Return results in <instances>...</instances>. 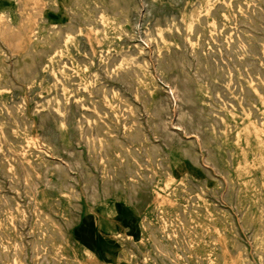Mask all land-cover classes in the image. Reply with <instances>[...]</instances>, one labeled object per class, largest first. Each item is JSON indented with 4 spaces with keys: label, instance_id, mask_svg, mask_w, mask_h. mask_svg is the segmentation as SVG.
Masks as SVG:
<instances>
[{
    "label": "rangeland",
    "instance_id": "rangeland-1",
    "mask_svg": "<svg viewBox=\"0 0 264 264\" xmlns=\"http://www.w3.org/2000/svg\"><path fill=\"white\" fill-rule=\"evenodd\" d=\"M96 1L95 0H92V1L91 0H85V1H83V0H80V1L79 0L78 1L77 0H49V1H47V0H0V29H1L0 30V87H1L0 88V90H1L0 91V138L2 137L0 139V141H1L0 142V159H1L0 160V162H1L0 163V186H1L0 187V192H1L0 193V199H1L0 200V209H1L0 210V247H1L0 251L3 253L2 254L0 252V264H5V263L6 264H16L18 262H19V264H35V263H37V264H139V263L140 264H145V263L146 264H154V263L155 264H258V263L264 264V261H263L264 260V238H262V237H264V227H263L264 226V186H263L264 185V93H263L264 90L262 92V89L264 87V83H263L264 82L263 81L264 80V46H263L264 45V33H262V32H264V26H263L264 25V17H263L264 16V14H263V12H264V0H242V1L241 0L240 1H238V0H230V1L229 0H220V2H219V0H214V1L213 0L212 1L211 0H200V1L199 0L198 1L197 0H182V1L181 0H146V3H145V0H142V1L141 0H134V1L133 0H121V1L120 0H110V2L108 0H98L97 2ZM118 1L121 3H119ZM187 1H189V2H187ZM151 2H152V4H151ZM249 2H251V3H249ZM78 3L80 6L78 5ZM101 3H102V5H101ZM124 3L126 4V6L122 5ZM74 4H76V5H74ZM99 5H101V7ZM129 5H131V6H129ZM174 5H175V7H174ZM217 5H219V6H217ZM242 5H244V6H242ZM71 6H73V7H71ZM105 6H106V9H105ZM114 6H115V8H112ZM118 6L120 8H122V10L119 9ZM186 6H188V7H186ZM192 6H193V9L195 8L194 10L191 8ZM236 6H237V8H236ZM80 7H81V9H80ZM93 7H95V8H93ZM109 7H110V9H109ZM151 7H153V9H152L153 11L151 10ZM207 7H208V9H207ZM243 7L244 8L246 7V8L244 9ZM51 8H52V10H51ZM70 8H71V10H70ZM79 9H80V11H79ZM93 9H96L99 13ZM224 9H225V11H224ZM257 9H258V11H256ZM83 10L84 11L86 10V11L84 12ZM127 10H128V12L126 13ZM35 11H38V13ZM72 11H74V13ZM71 12L73 13L74 16L72 15ZM114 12L116 14H114ZM123 12H124V14H123ZM219 12H221V14ZM250 12L252 14H250ZM88 13H89V15H88ZM132 13H134V14H132ZM150 13H153V14H150ZM210 13H212L214 16H217V17H213V15L210 16L211 15ZM217 13H219V14L216 15ZM94 14H95V16H93ZM143 14H145V15H143ZM222 14H224V15H222ZM230 14H231V16H230ZM260 14H262V15H260ZM227 15L230 16L232 19L229 18ZM235 15L236 16L238 15L237 16L238 18ZM253 15H255L257 17L260 16L263 20H260V22H259V20H257V19H259L260 17L257 18ZM96 16L97 17L99 16V17L97 18ZM159 16L161 19L159 18ZM197 16H198V18H197ZM219 16L222 17V19ZM225 16H226V18H225ZM70 17H71V20H70ZM81 17L83 20L81 19ZM148 17H150V18H148ZM202 17L204 18V20ZM86 18H89V19H86ZM125 18H127V19H125ZM138 18H140V19H138ZM143 18H145V19H143ZM165 18H166V20H165ZM172 18H174V19H172ZM255 18H257V19H255ZM147 19H148V21H147ZM243 19L245 20V22ZM95 20H96V23H95ZM136 20H138L137 21L138 23L136 22ZM173 20H176L175 22H177V23H175ZM202 20H203V22H205L207 20V22L203 23ZM122 21H124V22H122ZM200 21L202 23H199ZM225 21H227L228 23ZM230 21H232L233 24L230 23ZM238 21H241V24H239L240 22H238ZM141 22L142 23L145 22L144 23L145 25L148 22H150V23H148L145 26ZM211 22L214 24L212 25ZM252 22H255V23L253 24ZM5 23H7V24H5ZM173 23L175 26L173 25ZM209 23H211V24H209ZM226 23L228 25L227 27H226ZM202 24H204V25H202ZM243 24H244V29H242ZM8 25L11 28H9ZM64 25H65V27H64ZM176 25L179 27V30H178ZM254 25L257 28L254 27ZM139 26H141V29ZM209 26L212 28H210ZM22 27H23V29H22ZM58 27H60V28H58ZM76 27H78V30ZM160 27H162V29ZM193 27H195V28H193ZM217 27L219 28V30ZM146 28H149V29L147 30ZM174 28H176V30H174ZM207 28H209V29H207ZM229 28H230V30H229ZM236 28H238V30H236ZM260 28H262V29H260ZM122 29L123 30L125 29L124 30L125 33L127 32L126 35L122 31ZM151 29L152 30L154 29V31H151ZM180 29L182 31H180ZM195 29H196L197 33L196 32L194 33ZM241 29H242V31H240ZM259 29H260V31H259ZM53 30L55 31L54 33H52ZM199 30H201L203 32H201ZM208 30H210V31H208ZM224 30H226V31H224ZM254 30L255 31L257 30V31L255 32ZM1 31L3 32V34ZM47 31H50V32H47ZM149 31H151V32H149ZM184 31H186L185 33L188 36L184 33ZM213 31H215L218 35ZM222 31H224V32H222ZM250 31H251V33H250ZM57 33H58V35H57ZM202 33H204V34H202ZM238 33H239V36H238ZM35 34H36V38H35ZM54 34H56V35H54ZM70 34H72V35H70ZM142 34L144 37L142 36ZM162 34L165 36H163ZM221 34H223V35H221ZM232 34H234V35H232ZM127 35H128V37H127ZM150 35H152L151 37L153 40L150 39ZM154 35L156 37L158 36L157 37L158 39L155 38ZM192 35H194V36L192 37ZM196 35H197V37H195ZM201 35H204V36H201ZM100 36H101V38H100ZM175 36H177V37H175ZM184 36H185V38H184ZM200 36H201V38H200ZM205 36H207V37H205ZM221 36H222V38H221ZM234 36H235V38L237 37V39H234ZM146 37H148V38L146 39ZM170 37H173L174 39L171 38L172 40L170 41ZM191 37H192V39H191ZM203 37L205 39L208 38V40L203 39ZM214 37L216 38L217 41L215 40ZM224 37H226V38H224ZM44 38L46 39V41L44 40ZM56 38H58V39H56ZM177 38H179V39H177ZM181 38L184 42L181 41ZM195 38H196L197 44L195 43V40H194ZM231 38H233L234 40H232ZM252 38L255 40L253 41ZM50 39H52V40H50ZM77 39H79V40H77ZM221 39H224V40H221ZM227 39H228V41H227ZM63 40H64V42H63ZM158 40L160 43L158 42ZM236 40H238V41H236ZM251 40L253 42H251ZM219 41H220V43H218ZM233 41L236 42L237 45ZM242 41L243 42L245 41L244 42L245 44L242 43ZM44 42H45V44H43ZM60 42H63V43H60ZM127 42H129V43L127 44ZM199 42L200 43L202 42L201 45ZM246 42H247V44H246ZM54 43H56V44H54ZM223 43H224L225 47H224ZM230 43L232 45H230ZM205 44L207 47L204 46ZM4 45H6V46H4ZM59 45H60V47H59ZM78 45H79V47H78ZM122 45H123V47H122ZM134 45L136 47L139 45L138 46L139 48L138 47L136 48ZM159 45H160V47H159ZM235 45H236V49H235ZM244 45H246L247 47H250L251 45L252 46L250 48H247ZM109 46H111V47H109ZM152 46H153V48L155 47L156 49H152ZM180 46H181V48H180ZM183 46H185L186 48L184 47V49H183ZM197 46H199V47H197ZM211 46H214V47H211ZM242 46H244V48H242ZM18 47H20V48H18ZM53 47H54V49H53ZM142 47L144 48L143 50H142ZM201 47H202V49H200ZM110 48H112V49H110ZM190 48H191V50H190ZM203 48H204V50H203ZM32 49H33V51H32ZM37 49H38L39 53L37 52ZM59 49L63 50V52ZM139 49H140V51H139ZM149 49H150V51H149ZM223 49H224V51H223ZM250 49H252V50L250 51ZM27 50H28V52L32 51V53L29 52L28 53L29 55H28L26 53ZM44 50H45V52H44ZM103 50H105L106 53ZM128 50H130V51H128ZM160 50H161V52H160ZM205 50H207V51H205ZM42 51L44 54L42 53ZM59 51H60V54L58 53ZM72 51L75 53H73ZM81 51L82 52L84 51V52L81 53ZM176 51H179V52L176 53ZM181 51H183V53ZM210 51H211V53H210ZM71 52H72V54H71ZM88 52H89V54H88ZM98 52H99V54H98ZM132 52H133V54H132ZM151 52H154V53H151ZM214 52L215 53L217 52L220 55L219 54L216 55V54H214ZM221 52H222V54H221ZM40 53L42 54V56L40 55ZM50 53H52V54H50ZM162 53H163L164 57H162ZM165 53H167V54H165ZM173 53H174V55H173ZM225 53H227V54L225 55ZM228 53H229V55H228ZM234 53H236V54L234 55ZM237 53L239 55H237ZM30 54H32V56H35V57H30L31 56ZM46 54H48V55H46ZM74 54L76 57L74 56ZM102 54H103V57L106 59L105 61H103L104 58L101 57ZM91 55H93V57ZM120 55H121V57H120ZM149 55L150 56L152 55V57H150ZM183 55H185V56L187 55V56L185 57ZM221 55H223L224 57ZM227 55H228V57H227ZM37 56H38V58H37ZM130 56H132V57L130 58ZM198 56H200V57H198ZM219 56L221 58L220 60H219ZM21 57L22 58L24 57L23 60L20 59ZM91 57H92V59H91ZM155 57H157L158 59ZM184 57H185V59H183ZM208 57H210V58L208 59ZM230 57H231V59L233 57V59L231 60ZM33 58L35 61H33ZM40 58H43V59H40ZM54 58H57V59L53 60ZM163 58H165V59H163ZM177 58H178V61H177ZM195 58L197 60H199V63ZM142 59H144L145 61L143 60V62H141ZM159 59L162 60V62H160ZM170 59L172 61L173 60L176 61L177 63L176 62L173 63ZM206 59H207L208 63L206 62ZM213 59L214 60L216 59V60L214 61ZM222 59H223V61H221ZM237 59H238V61H237ZM16 60L18 62H16ZM41 60H42V62H41ZM66 60H67V62H66ZM87 60H89V62ZM113 60H116L117 62L113 61ZM149 60L151 63L149 62ZM164 60H166V61H164ZM218 60L221 63L219 62L217 64L216 61H218ZM252 60H255V61H252ZM261 60H262V62H261ZM39 61H40V63H39ZM60 61H62V62H60ZM107 61L109 63H111V61H112V63L109 64ZM135 61H137V62H135ZM139 61L141 63H139ZM169 61H170V63H169ZM184 61H185V63H184ZM244 61H247V62L244 63ZM23 62H24V66H23ZM33 62H35V63H33ZM37 62H38V64H37ZM47 62L48 63L50 62V63L48 64ZM186 62H187V64H186ZM196 62H197V64H196ZM58 63H59V65H58ZM81 63H83L84 65ZM117 63H119V64H117ZM149 63L151 64V66ZM160 63H161V65H160ZM194 63H195V66L196 65H198V66L195 67ZM46 64L48 65L49 68L47 67ZM78 64H80V65H78ZM143 64L145 67L143 66ZM158 64H159V66H158ZM168 64H170V65L168 66ZM175 64L177 66H174ZM201 64H203L204 66H200ZM216 64L220 67L221 70L219 69V67H217ZM251 64L253 65L252 67H251ZM35 65L37 68L34 67ZM40 65H41V68H40ZM131 65H133V66H131ZM205 65H206V67H205ZM213 65H215V66H213ZM231 65L232 66L234 65L233 66L234 68ZM25 66H27L28 68H26ZM31 66H33V67H31ZM92 66H93V68H92ZM113 66H115V67H113ZM148 66H150V67H148ZM161 66H162V69H161ZM171 66H172V69L170 68ZM178 66L181 68H179ZM186 66H188V67H186ZM21 67H25V68H21ZM122 67H124V68H122ZM226 67H228V68H226ZM129 68H132V70L131 69L129 70ZM165 68H167V71L165 70ZM168 68H170L173 71H171ZM193 68H194V71H193ZM200 68H202L203 70L201 69L202 70L201 71ZM205 68H207V69H205ZM208 68H209V70H208ZM18 69H20V70H18ZM26 69H29V70H26ZM108 69H109L110 73H108ZM157 69H161V70L157 71ZM216 69H219L220 72L218 73L219 70H216ZM226 69H227V72H226ZM242 69H244V71ZM138 70L142 74L141 75L142 79L140 78L141 76L138 75L140 72L139 73L135 72ZM179 70H180V73H179ZM182 70H184V71H182ZM205 70L207 71L208 74L206 73ZM212 70H213V73L215 72L213 74L214 78L211 74L212 72H210ZM252 70H253V72H252ZM19 71H20V73H19ZM69 71H70V74L68 73ZM126 71H127V74H126ZM147 71L148 72L152 71L153 73L152 72L148 73ZM155 71H156V73H154ZM15 72H17V73H15ZM30 72L33 74L36 73L35 75H37V76L31 74ZM121 72L124 74L120 75ZM89 73H90V75H89ZM115 73H116V76H115ZM129 73H131V74H129ZM197 73H199L200 75H198ZM202 73H203V75H201ZM204 73H206V74H204ZM222 73H225L226 75L225 74L222 75ZM231 73H234V75ZM19 74L21 75V77H19L20 76ZM51 74L53 77L51 76ZM73 74L75 77L72 76ZM132 74H134V76ZM125 75H127L128 77ZM154 75L156 76V78ZM161 75L163 76V78H161L162 77ZM204 75H206V76H204ZM220 75L222 76L221 77L222 79L220 78ZM111 76L113 77V79ZM131 76H133L132 79H130ZM197 76H198V78H197ZM200 76H202V77H200ZM234 76H235V78H234ZM15 77H16V79H15ZM38 77H40V78H38ZM114 77H115V79H114ZM168 77H170V80ZM55 78H57V79H55ZM73 78H74V82L72 81ZM101 78H103L102 81H101ZM123 78L125 81L123 80ZM185 78H186V80H185ZM205 78H206V80H204ZM212 78L215 81H213ZM46 79H47V81H46ZM70 79H71V81H70ZM89 79H90V82H89ZM161 79H162V81H161ZM174 79H175V81H172ZM208 79H209V81H208ZM220 79H221V81H220ZM235 79L237 82H235ZM252 79H254V80H252ZM53 81H54V83H53ZM203 81L206 83L204 84ZM210 81H212V82H210ZM63 82H65V83H63ZM124 82H126V83H124ZM128 82L130 83V85H128ZM132 82L134 85L132 84ZM182 82H186V83H182ZM259 82L261 83V85ZM10 83H12V85H11L12 87L10 86ZM92 83H94V86ZM170 83H172V84H170ZM179 83H181V85ZM209 83H211V84H209ZM126 84L129 87H131L132 89L130 90V88L128 86H126ZM131 84L134 87H132ZM166 84H168V86ZM182 84L183 85L185 84L184 87H188V89L187 88L184 89ZM186 84H187V86H186ZM80 85H81V87H80ZM97 85H99V86L101 85V87H99ZM171 85L173 87H175V90L179 89V91L178 90L175 91ZM210 85H212L214 88H212ZM65 86H67L68 88H66ZM102 86H103V88H102ZM232 86L234 89H232ZM29 87L31 90H29ZM69 87H70V89H69ZM72 87H74V88H72ZM92 87L94 89H92ZM216 87L218 88V91H217ZM229 87L231 90L229 89ZM221 88H223V90ZM238 88H239L240 93H237ZM167 89H169V90H167ZM212 89H214V90L212 91ZM257 89H260L261 92ZM186 90H188L190 92L188 93V91H186ZM215 90H216V92H215ZM220 90H222V91H220ZM232 90H235V91H232ZM33 91H34V93H33ZM113 91L115 93H113ZM38 92H41L42 94L39 93V95H38ZM95 92H96V94H95ZM145 92L147 95L145 94ZM168 92H170V93H168ZM184 92H185V94H183ZM213 92L215 93V95ZM218 92H220V93H218ZM107 93H109V94H107ZM139 93H141V94H139ZM160 93L163 95H161ZM174 93H176V94H174ZM227 93H228V95H227ZM243 93H244V96H243ZM56 94L60 95V96H57ZM110 94H112V95H110ZM120 94H121V96H120ZM137 94H139V95H137ZM143 94H145V95H143ZM222 94H223V96H222ZM236 94H239V95H236ZM96 95H98V96H96ZM173 95H176L177 97L174 96V98H173ZM182 95H184V96H182ZM189 95H190V97H189ZM204 95H205V97H204ZM219 95H221V96H219ZM241 95H242V97H241ZM165 96H167V97L165 98ZM169 96H170V98H169ZM235 96H236V98H235ZM53 97H55V98L53 99ZM77 97H79V98H77ZM175 97H176V99H175ZM219 97H222L225 100H223L222 98H219ZM227 97H228V101L226 100ZM50 98H52V99L50 100ZM104 98H105V100H104ZM178 98H179V100H178ZM185 98H186L187 103L184 100ZM187 98L191 102L188 101ZM8 99H10V101ZM58 99H59V101H58ZM84 99H85V101H84ZM133 99H135V100H133ZM147 99H149V101ZM162 99H163V101H162ZM52 100H53L54 104L51 102ZM54 100H55V102H54ZM141 100H142V102H141ZM180 100H182V101H180ZM243 100H244V102H243ZM7 101H8V103H7ZM68 101H69V103H68ZM90 101H92L93 103ZM230 101H232L234 103H232ZM247 101H249V102H247ZM77 102L78 103L81 102V105L78 104ZM83 102H85L86 104ZM161 102H164V103H161ZM184 102H185V104H184ZM62 103H63V105H62ZM105 103H107L108 105ZM152 103H154V104H152ZM191 103L193 104V106L191 105ZM244 103H245V105H244ZM5 104L7 106H5ZM11 104H13L14 106H12ZM44 104L46 107L44 106ZM167 104H168L169 110H168V107L166 108ZM247 104H248V106H246ZM90 105H91V107H90ZM134 105L138 108L134 107ZM142 105H144L146 107H144ZM10 106L12 109L10 108ZM51 106L56 108V109L52 108ZM59 106L61 108H59ZM71 106L73 107V109ZM76 106L78 109L76 108ZM159 106L161 108H163L164 110L161 109ZM225 106L228 108H226ZM234 106H236V107H234ZM143 107L147 111H145V109H144V112H143ZM156 107H158V108H156ZM177 107H179V108H177ZM229 107L230 108L232 107L231 108L232 110L229 109ZM7 108L10 111L7 110ZM69 108H70V110H69ZM88 108H90V110ZM148 108L150 110H148ZM2 109L4 112L2 111ZM60 109L63 111H60ZM119 109L120 110L122 109V112ZM154 109H156V110L159 109L160 111L161 110L162 111L161 112L157 111V113H156ZM179 109H180V111L181 110L182 111L180 112ZM13 110H15L14 112L16 115L14 114V112H12ZM21 110H23V111H21ZM53 110H56V112ZM133 110H134V112H132ZM136 110L138 112H136ZM252 110H253V112H252L253 114L250 112ZM5 111H6V113H5ZM66 111H68V112H66ZM70 111H72L73 113H71ZM164 111H166L167 113H165ZM60 112H63V113L60 114ZM65 112H66V115H65ZM178 112H180L181 114L179 115ZM17 113H18V115H17ZM50 113H52V114H50ZM80 113L82 115H84L85 117L84 116L82 117V115ZM94 113L96 114V116ZM112 113H114V115ZM5 114H7V115H5ZM53 114H55V115L52 116ZM102 114H104V116ZM105 114L108 116L110 115V116L108 117ZM152 114L156 115L157 118H155L156 116H154ZM239 114H241L242 116ZM47 115H48V118L46 117ZM158 115H160V116L158 117ZM17 116H19V119ZM93 116H95V117H93ZM167 116H168V118H167ZM222 116L224 119H222ZM251 116H253V117H251ZM14 117H17L16 120ZM23 117H25L26 120ZM43 117H44V119H42ZM145 117H147V118H145ZM8 118H10V119H8ZM67 118H69L70 120ZM133 118H135V119H133ZM144 119H146V120H144ZM164 119H165V121H164ZM254 119H255V121H254ZM3 120H4V122H3ZM79 120H80L81 124L78 123ZM169 120H171V121H169ZM213 120H215V121H213ZM16 121H18V122H16ZM85 121H87V122L85 123ZM160 121H162L163 125H165V126H163ZM29 122H31V123H29ZM75 122H76V124H75ZM145 122H147V123L145 124ZM169 122H170V124H168ZM17 123L18 124L20 123L19 127L17 126L18 125ZM21 123H22V125H21ZM77 123H78V125H77ZM157 123H159V124H157ZM122 124H124V125H122ZM151 124H153V125H151ZM96 125H98V126H96ZM113 125H114V128H113ZM136 125L138 126V128ZM140 125L142 127H140ZM154 125H157L158 127L154 126ZM161 125H162V127H161ZM257 125H259V126L261 125V126L259 127ZM7 126H9V127H7ZM66 126H68V127H66ZM116 126L118 129L116 128ZM124 126H126V127H124ZM26 127H27V129H26ZM28 127H29V129H28ZM154 127L155 128L157 127V128L155 129ZM164 127H165V129H163ZM221 127H223V128L221 129ZM13 128H14V130H13ZM18 128L19 129L22 128V130L20 129L18 131ZM142 128H144V129H142ZM209 128H210V130H209ZM214 128H216V129L219 128V129L217 131ZM99 129H100V131H99ZM111 129H113V130H111ZM204 129H205V133H204ZM8 130H10V131H8ZM109 130H110V132H109ZM180 130H181V132H180ZM206 130H208V131H206ZM88 131H90V132L88 133ZM135 131H137V132H135ZM186 131H188V133ZM195 131H196V133H195ZM198 131H200V132L198 133ZM2 132H4V133H2ZM8 133H10V134H8ZM110 133L113 135L111 136ZM133 133H137V134H133ZM200 133H201V136L199 135ZM220 133L222 136L218 135ZM129 134H131V135H129ZM9 135L11 137H9ZM42 135H44V136H42ZM96 135H97V137H96ZM125 135H127V136H125ZM145 135H146V137H145ZM158 135H159V137H158ZM167 135H169V136L167 137ZM69 136H70V138H69ZM116 136H118V137L116 138ZM175 136L177 137L176 139H174ZM197 136H199V137H197ZM39 137H40V139H39ZM43 137H44V139H43ZM72 137H74V138H72ZM128 137H130L132 140ZM172 137H173V139L171 140ZM17 138H19V139H17ZM82 138L83 139L85 138V140H82ZM94 138H95V140H94ZM146 138H147V140H146ZM159 138H161V139H159ZM6 139H7V141H6ZM15 139H16V141H15ZM115 139H118L121 142H119ZM204 139H206V142L204 141ZM11 140H13V141H11ZM21 140H22V142H21ZM47 140H49V141H47ZM89 140H90V142H89ZM2 141H4V143H2ZM17 141H19V142H17ZM109 141L111 142V144ZM116 141L118 143H116ZM165 141H167V142L165 143ZM171 141L174 143H172ZM193 141H194V143H193ZM48 142H50V144ZM107 142H109V143H107ZM178 142L179 143L181 142V143L179 144ZM8 143H10V144H8ZM11 143H12V145H11ZM18 143L21 144L22 146L18 145ZM23 143H24V145H23ZM102 143H103V146L105 145L106 148L102 147ZM138 143H140V144H138ZM141 143H142V145H141ZM213 143H214V145H212ZM13 144H14V146H13ZM106 144L108 145L109 148L107 147ZM117 144H119V145H117ZM151 144L152 145L154 144V145L150 149V146H152ZM189 145H190V147H189ZM196 145H197V147H196ZM5 146H6V148H5ZM202 146H203V148H202ZM114 147H115V149H114ZM156 147H157L156 150L153 149ZM159 147H161V148H159ZM24 148H26V150ZM194 148L195 149L197 148V150H195ZM110 149H112V150H110ZM117 149L118 150L121 149V150H119L120 152ZM143 149H145V150L147 149V151H145ZM148 149H150V150H148ZM158 149L161 151H159ZM182 149H185V150H182ZM13 150H15V152L18 151V153L13 152ZM10 151L12 153H10ZM34 151L36 152V154ZM152 151H155V152L152 153ZM28 152H30V153H28ZM102 152L103 153L105 152V154H103ZM40 153H41V155H40ZM120 153L122 154L121 156H120ZM112 154L113 155L115 154V155L113 156ZM134 154H135V156H134ZM185 154H186V156H185ZM210 154L213 157H211ZM123 155L124 156L126 155L125 156L126 158ZM150 155H151V158H150ZM152 155H154L153 156L154 158L152 157ZM17 156L20 159L17 160L16 159V158H18ZM157 156H158V158H157ZM192 156L195 158H193ZM220 156H222V157H220ZM50 157H52V158H50ZM162 157L164 160L163 159L161 160ZM5 158H8V159H5ZM104 158H105V160H104ZM189 158H190V160H188ZM208 159L212 163H210L208 161ZM79 160H81V161H79ZM96 160H98V161H96ZM197 160H198V163H197ZM7 161H9V162H7ZM109 161L110 162L112 161V162L110 163ZM154 161H156V162H154ZM164 161H166V162H164ZM192 161L195 162L196 165H195V163H192ZM207 161L209 163H207ZM228 161H230V162H228ZM15 162H18V163H15ZM136 162H138V163L136 164ZM153 162L155 163V167L153 165ZM158 162H159V164H157ZM160 163H162L163 167H162V165H160ZM202 163H204V164H202ZM3 164L4 165L7 164V165L2 166ZM16 164L19 165L18 167H20V168H18ZM63 164L66 166H64ZM144 165H145V167H144ZM205 165H206V167H205ZM213 165H214V168H213ZM228 165H230V166H228ZM34 166H35V168H34ZM4 167H6V168H4ZM24 167H27V168L24 169ZM54 167L57 169H54ZM37 168H38V171H37ZM39 168H40V170H39ZM1 169L4 172L1 171ZM67 169H68V171H67ZM167 169H169V170H167ZM23 170L25 172L28 171L27 172L28 174L27 173L25 174V172ZM55 170H57V171H55ZM108 171H110L111 173ZM138 171H139V173H138ZM159 171H160V173H159ZM220 171H221V173H220ZM44 172H46V173L44 174ZM166 173H167V175H166ZM6 174H7V176H6ZM15 174L16 175L18 174L17 177L19 176V178H17ZM23 174H25V175H23ZM43 174H44V176H43ZM143 174H144V176H143ZM205 174H206V176H205ZM207 174H208V176H210L209 178H208ZM26 175H27V177H26ZM135 175H137V176H135ZM150 175H151V178H150ZM22 176H24L23 179H22ZM101 176H102V178H101ZM145 176L147 177V179H145L146 178ZM223 176H225V177H223ZM66 177H68V178H66ZM152 177L154 178V180ZM10 178L12 181L10 180ZM12 178L17 182H15ZM210 178H212V179H210ZM46 179H48V182ZM151 179L153 180V182ZM213 179H215V180H213ZM143 180H144V182H143ZM205 180H206V182H205ZM31 181H33L34 183H32ZM217 181H219V182H217ZM222 181H224V182H222ZM227 182L229 183V185ZM135 183H137V184H135ZM195 183L197 184V186ZM220 183H222V185ZM12 184H13V186H12ZM27 184H28V186H27ZM10 185L12 186V188L10 187ZM23 185H25L26 187ZM30 185H32V186H30ZM46 185H47V187H46ZM145 185H146V188L144 187ZM100 187H101V191H100ZM184 187H186V188H184ZM13 188H15V189L12 192ZM29 189H30V191H29ZM197 189H198V191H197ZM231 189H233V190H231ZM15 190L19 191L21 194ZM71 190H72V192H69ZM27 191L30 192V195H29V192H27ZM73 191L75 193H73ZM90 191H92V193ZM234 191H235V193H234ZM93 192H94V194H93ZM217 193H219V194H217ZM239 193H241L242 197ZM24 194H26V195H24ZM76 195H78V196H76ZM133 195H134V197H133ZM252 195H253V197H252ZM5 196H7V197H5ZM20 196H21V198H19ZM193 196H195V197H193ZM236 197L238 200L236 199ZM29 198L31 201L29 200ZM10 200H12V201H10ZM184 200H187V202ZM16 201H17V203H15ZM168 201H169V204H168ZM6 202H8L7 203L8 205L6 204ZM4 203H5L4 206L7 205L6 207H4L2 205ZM239 203H240V205H239ZM212 204H213L214 208L211 207ZM236 204H238V205H236ZM166 205H168V206H166ZM244 206H245V208H244ZM211 208H213V210ZM219 208H222V209L220 210ZM10 211H12V212H10ZM35 211H37V212H35ZM158 211H159V213H158ZM23 214L25 215V217ZM53 214H55V215H53ZM40 215H42V216H40ZM39 216H40V218H39ZM45 217H47V218H45ZM241 218H243V219H241ZM149 220L151 222H149ZM9 221H10V223H8ZM11 221L13 222L12 224H11ZM16 221H18V223ZM10 225H12V226L10 227ZM49 225H51V226H49ZM249 225H252V226H249ZM260 225H263V226H260ZM55 227L58 228L59 230L56 229ZM67 227H68V229H67ZM239 228H240V230H239ZM21 229H22V231H21ZM181 230H183V232ZM249 231H250V233H249ZM235 232L237 235L235 234ZM51 233H53V234H51ZM59 233L61 234L62 237L60 236ZM246 236H248V237H246ZM8 241H9V243H8ZM257 241H258V243H257ZM1 243H3V244H1ZM260 243H263V245ZM253 244H255V245H253ZM40 247L42 248V250ZM104 247H105V250H104ZM108 247H109V249H108ZM136 247H137V249H136ZM12 250H14V251H12ZM261 251H263V252H261ZM108 252H109V254H108ZM257 252H259L260 254H258ZM1 254L4 256H2ZM198 259H202V261L198 260ZM45 260H46V262H45ZM12 261H13V263H12ZM70 261H72V262H70ZM113 262H115V263H113Z\"/></svg>",
    "mask_w": 264,
    "mask_h": 264
},
{
    "label": "bare ground",
    "instance_id": "bare-ground-1",
    "mask_svg": "<svg viewBox=\"0 0 264 264\" xmlns=\"http://www.w3.org/2000/svg\"><path fill=\"white\" fill-rule=\"evenodd\" d=\"M47 1H49V0H47ZM77 1H78V0H77ZM79 1H80V0H79ZM83 1H85V0H83ZM91 1H92V0H91ZM95 1H96V0H95ZM97 1H98V0H97ZM97 1H96V2H97ZM108 1L110 2V0H108ZM120 1H121V0H120ZM133 1H134V0H133ZM133 1H132V2H133ZM141 1H142V0H141ZM181 1H182V0H181ZM197 1H198V0H197ZM199 1H200V0H199ZM211 1H212V0H211ZM213 1H214V0H213ZM229 1H230V0H229ZM238 1H240V0H238ZM241 1H242V0H241ZM55 2H56V1H55ZM75 2H76V1H75ZM81 2H82V1H81ZM87 2H88V1H87ZM87 2H86V3H87ZM104 2H105V1H104ZM111 2H112V1H111ZM116 2H117V1H116ZM118 2H119V1H118ZM143 2H144V1H143ZM149 2H150V1H149ZM149 2H148V3H149ZM172 2H173V1H172ZM187 2H189V1H187ZM195 2H196V1H195ZM209 2H210V1H209ZM219 2H220V0H219ZM225 2H226V1H225ZM32 3H33V2H32ZM76 3H77V2H76ZM82 3H83V2H82ZM113 3H114V2H113ZM119 3H121V2H119ZM126 3H127V2H126ZM138 3H139V2H138ZM141 3H142V2H141ZM141 3H140V4H141ZM145 3H146V0H145ZM183 3H184V2H183ZM183 3H182V4H183ZM185 3H186V2H185ZM241 3H242V2H241ZM249 3H251V2H249ZM91 4H92V3H91ZM91 4H90V5H91ZM127 4H128V3H127ZM131 4H132V3H131ZM151 4H152V2H151ZM170 4H171V3H170ZM179 4H180V3H179ZM200 4H201V3H200ZM216 4H217V3H216ZM220 4H221V3H220ZM253 4H254V3H253ZM50 5H51V4H50ZM74 5H76V4H74ZM78 5H79V3H78ZM87 5H88V4H87ZM90 5H89V6H90ZM95 5H96V4H95ZM95 5H94V6H95ZM101 5H102V3H101ZM101 5H99V6L101 7ZM110 5H111V4H110ZM122 5H125V6H126L125 3L122 4ZM143 5H144V4H143ZM145 5H146V4H145ZM187 5H188V4H187ZM198 5H199V4H198ZM198 5H197V6H198ZM230 5H231V4H230ZM233 5H234V4H233ZM237 5H238V4H237ZM240 5H241V4H240ZM240 5H239V6H240ZM260 5H261V4H260ZM42 6H43V5H42ZM54 6H55V5H54ZM79 6H80V5H79ZM129 6H131V5H129ZM132 6H133V5H132ZM147 6H148V5H147ZM149 6H150V5H149ZM217 6H219V5H217ZM242 6H244V5H242ZM246 6H247V5H246ZM250 6H251V5H250ZM71 7H73V6H71ZM84 7H85V6H84ZM87 7H88V6H87ZM118 7H119V6H118ZM174 7H175V5H174ZM186 7H188V6H186ZM38 8H39V7H38ZM82 8H83V7H82ZM85 8H86V7H85ZM88 8H89V7H88ZM90 8H91V7H90ZM93 8H95V7H93ZM103 8H104V7H103ZM112 8H115V6L112 7ZM127 8H128V7H127ZM136 8H137V7H136ZM191 8L193 9V6H192ZM191 8H190V9H191ZM233 8H234V7H233ZM236 8H237V6H236ZM238 8H239V7H238ZM243 8H244V7H243ZM243 8H242V9H243ZM245 8H246V7H245ZM245 8H244V9H245ZM31 9H32V8H31ZM49 9H50V8H49ZM80 9H81V7H80ZM80 9H79V11H80ZM97 9H98V8H97ZM99 9H100V8H99ZM105 9H106V6H105ZM109 9H110V7H109ZM119 9L122 10V8H120V7H119ZM152 9H153V7H151V10H152ZM185 9H186V8H185ZM194 9H195V8H194ZM194 9H193V10H194ZM198 9H199V8H198ZM198 9H197V10H198ZM207 9H208V7H207ZM207 9H206V10H207ZM212 9H213V8H212ZM215 9H216V8H215ZM234 9H235V8H234ZM258 9H259V8H258ZM258 9H257L256 11H258ZM51 10H52V8H51ZM70 10H71V8H70ZM93 10H96V9H93ZM132 10H133V9H132ZM181 10H182V9H181ZM197 10H196V11H197ZM249 10H250V9H249ZM253 10H254V9H253ZM253 10H252V11H253ZM18 11H19V10H18ZM32 11H33V10H32ZM68 11H69V10H68ZM77 11H78V10H77ZM79 11H78V12H79ZM83 11H84V10H83ZM85 11H86V10H85ZM85 11H84V12H85ZM89 11H90V10H89ZM89 11H88V12H89ZM96 11H97V10H96ZM114 11H115V10H114ZM119 11H120V10H119ZM152 11H153V10H152ZM224 11H225V9H224ZM237 11H238V10H237ZM250 11H251V10H250ZM35 12L38 13V11H35ZM72 12L74 13V11H72ZM72 12H71V13H72ZM93 12H94V11H93ZM97 12H98V11H97ZM104 12H105V11H104ZM127 12H128V10L126 11V13H127ZM130 12H131V11H130ZM190 12H191V11H190ZM210 12H211V11H210ZM241 12H242V11H241ZM244 12H245V11H244ZM244 12H243V13H244ZM32 13H33V12H32ZM73 13H72V15H73ZM95 13H96V12H95ZM98 13H99V12H98ZM137 13H138V12H137ZM141 13H142V12H141ZM143 13H144V12H143ZM145 13H146V12H145ZM179 13H180V12H179ZM187 13H188V12H187ZM213 13H214V12H213ZM219 13L221 14V12H219ZM219 13H217L216 15H218ZM234 13H235V12H234ZM246 13H247V12H246ZM254 13H255V12H254ZM75 14H76V13H75ZM101 14H102V13H101ZM114 14H116V13L114 12ZM119 14H120V13H119ZM121 14H122V13H121ZM123 14H124V12H123ZM132 14H134V13H132ZM150 14H153V13H150ZM189 14H190V13H189ZM210 14H211V15H210ZM210 14H209L210 16L213 15L212 13H210ZM224 14H225V13H224ZM224 14H222V15H224ZM231 14H232V13H231ZM231 14H230V16H231ZM235 14H236V13H235ZM250 14H252V13L250 12ZM263 14H264V12H263ZM32 15H33V14H32ZM88 15H89V13H88ZM110 15H111V14H110ZM125 15H126V14H125ZM130 15H131V14H130ZM140 15H141V14H140ZM140 15H139V16H140ZM143 15H145V14H143ZM164 15H165V14H164ZM164 15H163V16H164ZM238 15H239V14H238ZM238 15H237V16H238ZM244 15H245V14H244ZM247 15H248V14H247ZM255 15H256V14H255ZM255 15H253V16H255ZM260 15H262V14H260ZM6 16H7V15H6ZM70 16H71V15H70ZM73 16H74V15H73ZM76 16H77V15H76ZM93 16H95V14H94ZM112 16H113V15H112ZM112 16H111V17H112ZM119 16H120V15H119ZM128 16H129V15H128ZM136 16H137V15H136ZM146 16H147V15H146ZM153 16H154V15H153ZM163 16H162V17H163ZM227 16H228V15H227ZM230 16H228V17L231 18ZM235 16H236V15H235ZM237 16H236V17H237ZM240 16H241V15H240ZM7 17H8V16H7ZM7 17H6V18H7ZM77 17H78V16H77ZM88 17H89V16H88ZM96 17H97V16H96ZM98 17H99V16H98ZM98 17H97V18H98ZM141 17H142V16H141ZM144 17H145V16H144ZM150 17H151V16H150ZM150 17H148V18H150ZM178 17H179V16H178ZM180 17H181V16H180ZM213 17H217V16H214V15H213ZM219 17H220V16H219ZM255 17H257V16H255ZM258 17H260V16H258ZM258 17H257V18H258ZM263 17H264V16H263ZM32 18H33V17H32ZM74 18H75V17H74ZM92 18H93V17H92ZM121 18H122V17H121ZM146 18H147V17H146ZM159 18H160V16H159ZM175 18H176V17H175ZM197 18H198V16H197ZM197 18H196V19H197ZM202 18H203V17H202ZM220 18L222 19V17H220ZM223 18H224V17H223ZM225 18H226V16H225ZM237 18H238V17H237ZM257 18H255V19H257ZM81 19H82V17H81ZM86 19H89V18H86ZM125 19H127V18H125ZM135 19H136V18H135ZM138 19H140V18H138ZM143 19H145V18H143ZM160 19H161V18H160ZM172 19H174V18H172ZM231 19H232V18H231ZM234 19H235V18H234ZM241 19H242V18H241ZM241 19H240V20H241ZM70 20H71V17H70ZM82 20H83V19H82ZM97 20H98V19H97ZM165 20H166V18H165ZM183 20H184V19H183ZM203 20H204V18H203ZM203 20H202V22H203ZM223 20H224V19H223ZM243 20H244V19H243ZM257 20H259V22H260V20H263V19L260 17V18L257 19ZM37 21H38V20H37ZM72 21H73V20H72ZM77 21H78V20H77ZM79 21H80V20H79ZM84 21H85V20H84ZM100 21H101V20H100ZM137 21H138V20H136V22H137ZM147 21H148V19H147ZM162 21H163V20H162ZM173 21L175 22L176 20H173ZM178 21H179V20H178ZM184 21H185V20H184ZM211 21H212V20H211ZM214 21H215V20H214ZM217 21H218V20H217ZM234 21H235V20H234ZM236 21H237V20H236ZM255 21H256V20H255ZM42 22H43V21H42ZM81 22H82V21H81ZM93 22H94V21H93ZM122 22H124V21H122ZM128 22H129V21H128ZM131 22H132V21H131ZM134 22H135V21H134ZM145 22H146V21H145ZM145 22H144V23H145ZM166 22H167V21H166ZM171 22H172V21H171ZM202 22L200 21L199 23H202ZM205 22H207V20H206ZM205 22H203V23H205ZM225 22H227V21H225ZM238 22H240L239 24H241V21H238ZM242 22H243V21H242ZM244 22H245V20H244ZM244 22H243V23H244ZM248 22H249V21H248ZM262 22H263V21H262ZM2 23H3V22H2ZM86 23H87V22H86ZM91 23H92V22H91ZM95 23H96V20H95ZM98 23H99V22H98ZM137 23H138V22H137ZM141 23H142V22H141ZM144 23H142V24H144ZM148 23H150V22H148ZM148 23H147V24H148ZM164 23H165V22H164ZM168 23H169V22H168ZM175 23H177V22H175ZM193 23H194V22H193ZM211 23H212V22H211ZM211 23H209V24H211ZM227 23H228V22H227ZM227 23H226V27L228 26ZM230 23L233 24L232 21H230ZM252 23L254 24L255 22H252ZM257 23H258V22H257ZM5 24H7V23H5ZM35 24H36V23H35ZM35 24H34V25H35ZM88 24H89V23H88ZM92 24H93V23H92ZM147 24H146V25H147ZM152 24H153V23H152ZM158 24H159V23H158ZM165 24H166V23H165ZM165 24H164V25H165ZM178 24H179V23H178ZM206 24H207V23H206ZM213 24H214V23H212V25H213ZM220 24H221V23H220ZM232 24H231V25H232ZM236 24H237V23H236ZM95 25H96V24H95ZM133 25H134V24H133ZM140 25H141V24H140ZM144 25H145V24H144ZM146 25H145V26H146ZM159 25H160V24H159ZM168 25H169V24H168ZM173 25H174V23H173ZM200 25H201V24H200ZM202 25H204V24H202ZM218 25H219V24H218ZM218 25H217V26H218ZM258 25H259V24H258ZM261 25H262V24H261ZM15 26H16V25H15ZM67 26H68V25H67ZM89 26H90V25H89ZM130 26H131V25H130ZM165 26H166V25H165ZM165 26H164V27H165ZM174 26H175V25H174ZM176 26H177V25H176ZM194 26H195V25H194ZM197 26H198V25H197ZM263 26H264V25H263ZM8 27H9V25H8ZM13 27H14V26H13ZM64 27H65V25H64ZM100 27H101V26H100ZM102 27H103V26H102ZM139 27H140V29H141V26H139ZM142 27H143V26H142ZM153 27H154V26H153ZM158 27H159V26H158ZM167 27H168V26H167ZM195 27H196V26H195ZM195 27H193V28H195ZM204 27H205V26H204ZM209 27H210V26H209ZM220 27H221V26H220ZM254 27H256V26L254 25ZM259 27H260V26H259ZM261 27H262V26H261ZM9 28H11V27H9ZM58 28H60V27H58ZM76 28H77V30H78V27H76ZM89 28H90V27H89ZM132 28H133V27H132ZM151 28H152V27H151ZM160 28L162 29V27H160ZM168 28H169V27H168ZM172 28H173V27H172ZM177 28H178V30H179V27H178V26H177ZM181 28H182V27H181ZM196 28H197V27H196ZM201 28H202V27H201ZM210 28H212V27H210ZM215 28H216V27H215ZM217 28H218V27H217ZM240 28H241V27H240ZM247 28H248V27H247ZM247 28H246V29H247ZM250 28H251V27H250ZM250 28H249V29H250ZM256 28H257V27H256ZM22 29H23V27H22ZM48 29H49V28H48ZM50 29H51V28H50ZM97 29H98V28H97ZM136 29H137V28H136ZM143 29H144V28H143ZM146 29L148 30L149 28H146ZM169 29H170V28H169ZM199 29H200V28H199ZM202 29H203V28H202ZM207 29H209V28H207ZM220 29H221V28H220ZM225 29H226V28H225ZM242 29H244V24H243ZM242 29H241L240 31H242ZM260 29H262V28H260ZM260 29H259V31H260ZM0 30H1V29H0ZM16 30H17V29H16ZM51 30H52V29H51ZM58 30H59V29H58ZM60 30H61V29H60ZM94 30H95V29H94ZM100 30H101V29H100ZM124 30H125V29H124ZM124 30L122 29V31L125 33ZM174 30H176V28H174ZM197 30H198V29H197ZM211 30H212V29H211ZM218 30H219V28H218ZM218 30H217V31H218ZM229 30H230V28H229ZM231 30H232V29H231ZM236 30H238V28H236ZM25 31H26V30H25ZM56 31H57V30H56ZM82 31H83V30H82ZM85 31H86V30H85ZM101 31H102V30H101ZM142 31H143V30H142ZM151 31H154V29H153V30L151 29ZM151 31H149V32H151ZM156 31H157V30H156ZM180 31H182V30L180 29ZM199 31H201V30H199ZM208 31H210V30H208ZM224 31H226V30H224ZM224 31H222V32H224ZM245 31H246V30H245ZM245 31H244V32H245ZM254 31H255V30H254ZM256 31H257V30H256ZM256 31H255V32H256ZM262 31H263V30H262ZM1 32H2V31H1ZM4 32H5V31H4ZM32 32H33V31H32ZM47 32H50V31H47ZM54 32H55V31L53 30L52 33H54ZM60 32H61V31H60ZM102 32H103V31H102ZM144 32H145V31H144ZM160 32H161V31H160ZM185 32H186V31H184V33H185ZM195 32H196V29L194 30V33H195ZM201 32H203V31H201ZM206 32H207V31H206ZM213 32H215V31H213ZM252 32H253V31H252ZM15 33H16V32H15ZM18 33H19V32H18ZM63 33H64V32H63ZM178 33H179V32H178ZM196 33H197V32H196ZM215 33H216V32H215ZM225 33H226V32H225ZM225 33H224V34H225ZM231 33H232V32H231ZM233 33H234V32H233ZM236 33H237V32H236ZM250 33H251V31H250ZM262 33H264V32H262ZM2 34H3V32H2ZM8 34H9V33H8ZM48 34H49V33H48ZM66 34H67V33H66ZM73 34H74V33H73ZM126 34H127V32L125 33V35H126ZM133 34H134V33H133ZM148 34H149V33H148ZM150 34H151V33H150ZM168 34H169V33H168ZM170 34H171V33H170ZM176 34H177V33H176ZM179 34H180V33H179ZM185 34H186V33H185ZM185 34H184V35H185ZM200 34H201V33H200ZM202 34H204V33H202ZM216 34H217V33H216ZM229 34H230V33H229ZM234 34H235V33H234ZM234 34H232V35H234ZM243 34H244V33H243ZM247 34H248V33H247ZM19 35H20V34H19ZM23 35H24V34H23ZM54 35H56V34H54ZM57 35H58V33H57ZM70 35H72V34H70ZM125 35H124V36H125ZM135 35H136V34H135ZM138 35H139V34H138ZM140 35H141V34H140ZM162 35H163V34H162ZM180 35H181V34H180ZM186 35H187V34H186ZM194 35H195V34H194ZM194 35H192V37H193ZM205 35H206V34H205ZM217 35H218V34H217ZM221 35H223V34H221ZM227 35H228V34H227ZM236 35H237V34H236ZM244 35H245V34H244ZM262 35H263V34H262ZM11 36H12V35H11ZM46 36H47V35H46ZM142 36H143V34H142ZM151 36H152V35H150V39L153 40ZM154 36H155V35H154ZM163 36H165V35H163ZM168 36H169V35H168ZM172 36H173V35H172ZM187 36H188V35H187ZM201 36H204V35H201ZM201 36H200V38H201ZM214 36H215V35H214ZM224 36H225V35H224ZM238 36H239V33H238ZM4 37H5V36H4ZM65 37H66V36H65ZM127 37H128V35H127ZM127 37H126V38H127ZM129 37H130V36H129ZM132 37H133V36H132ZM143 37H144V36H143ZM157 37H158V36H157ZM157 37L155 36V38H157ZM166 37H167V36H166ZM175 37H177V36H175ZM192 37H191V39H192ZM195 37H197V35H196ZM205 37H207V36H205ZM211 37H212V36H211ZM215 37H216V36H215ZM215 37H214V38H215ZM248 37H249V36H248ZM254 37H255V36H254ZM11 38H12V37H11ZM35 38H36V34H35ZM37 38H38V37H37ZM39 38H40V37H39ZM46 38H47V37H46ZM82 38H83V37H82ZM100 38H101V36H100ZM112 38H113V37H112ZM141 38H142V37H141ZM147 38H148V37H146V39H147ZM171 38H173V37H170V41L172 40ZM184 38H185V36H184ZM200 38H199V39H200ZM221 38H222V36H221ZM224 38H226V37H224ZM239 38H240V37H239ZM33 39H34V38H33ZM47 39H48V38H47ZM56 39H58V38H56ZM60 39H61V38H60ZM98 39H99V38H98ZM134 39H135V38H134ZM146 39H145V40H146ZM157 39H158V38H157ZM164 39H165V38H164ZM168 39H169V38H168ZM173 39H174V38H173ZM177 39H179V38H177ZM187 39H188V38H187ZM203 39H205V38L203 37ZM231 39L234 40V39H237V37L235 38V36H234V39H233V38H231ZM247 39H248V38H247ZM252 39H253V38H252ZM41 40H42V39H41ZM44 40L46 41L45 38H44ZM44 40H43V41H44ZM50 40H52V39H50ZM77 40H79V39H77ZM81 40H82V39H81ZM99 40H100V39H99ZM127 40H128V39H127ZM137 40H138V39H137ZM145 40H144V41H145ZM166 40H167V39H166ZM194 40H195V43H196V38H195ZM205 40H208V38H206ZM211 40H212V39H211ZM215 40H216V38H215ZM221 40H224V39H221ZM225 40H226V39H225ZM254 40H255V39H253V41H254ZM5 41H6V40H5ZM39 41H40V40H39ZM141 41H142V40H141ZM149 41H150V40H149ZM154 41H155V40H154ZM181 41H183L182 38H181ZM186 41H187V40H186ZM191 41H192V40H191ZM216 41H217V40H216ZM227 41H228V39H227ZM229 41H230V40H229ZM236 41H238V40H236ZM239 41H240V40H239ZM249 41H250V40H249ZM253 41L251 40V42H253ZM36 42H37V41H36ZM49 42H50V41H49ZM55 42H56V41H55ZM63 42H64V40H63ZM63 42H60V43H63ZM125 42H126V41H125ZM146 42H147V41H146ZM151 42H152V41H151ZM158 42H159V40H158ZM158 42H157V43H158ZM179 42H180V41H179ZM183 42H184V41H183ZM183 42H182V43H183ZM187 42H188V41H187ZM189 42H190V41H189ZM202 42H203V41H202ZM202 42H201V43H202ZM206 42H207V41H206ZM208 42H209V41H208ZM212 42H213V41H212ZM212 42H211V43H212ZM222 42H223V41H222ZM230 42H231V41H230ZM233 42H234V41H233ZM244 42H245V41H244ZM244 42L242 41V43H244ZM255 42H256V41H255ZM262 42H263V41H262ZM22 43H23V42H22ZM40 43H41V42H40ZM51 43H52V42H51ZM128 43H129V42H127V44H128ZM143 43H144V42H143ZM154 43H155V42H154ZM159 43H160V42H159ZM159 43H158V44H159ZM172 43H173V42H172ZM191 43H192V42H191ZM199 43H200V42H199ZM201 43H200V45H201ZM211 43H210V44H211ZM218 43H220V41H219ZM234 43H236V42H234ZM248 43H249V42H248ZM7 44H8V43H7ZM32 44H33V43H32ZM41 44H42V43H41ZM43 44H45V42H44ZM52 44H53V43H52ZM54 44H56V43H54ZM79 44H80V43H79ZM114 44H115V43H114ZM140 44H141V43H140ZM145 44H146V43H145ZM148 44H149V43H148ZM162 44H163V43H162ZM177 44H178V43H177ZM184 44H185V43H184ZM196 44H197V43H196ZM212 44H213V43H212ZM215 44H216V43H215ZM221 44H222V43H221ZM244 44H245V43H244ZM246 44H247V42H246ZM261 44H262V43H261ZM261 44H260V45H261ZM48 45H49V44H48ZM62 45H63V44H62ZM62 45H61V46H62ZM70 45H71V44H70ZM150 45H151V44H150ZM152 45H153V44H152ZM208 45H209V44H208ZM219 45H220V44H219ZM223 45H224V43H223ZM226 45H227V44H226ZM230 45H232V44L230 43ZM236 45H237V43H236ZM236 45H235V49H236ZM248 45H249V44H248ZM4 46H6V45H4ZM17 46H18V45H17ZM17 46H16V47H17ZM81 46H82V45H81ZM134 46H135V45H134ZM138 46H139V45H138ZM138 46H137V47H138ZM141 46H142V45H141ZM154 46H155V45H154ZM177 46H178V45H177ZM204 46H206V44H205ZM244 46H246V45H244ZM244 46H242V48H244ZM251 46H252V45H251ZM251 46H250V47H251ZM263 46H264V45H263ZM12 47H13V46H12ZM31 47H32V46H31ZM48 47H49V46H48ZM50 47H51V46H50ZM59 47H60V45H59ZM78 47H79V45H78ZM109 47H111V46H109ZM122 47H123V45H122ZM135 47H136V46H135ZM137 47H136V48H137ZM143 47H144V46H143ZM143 47H142V50L144 49ZM159 47H160V45H159ZM178 47H179V46H178ZM184 47H185V46H183V49H184ZM189 47H190V46H189ZM197 47H199V46H197ZM202 47H203V46H202ZM202 47H201L200 49H202ZM206 47H207V46H206ZM211 47H214V46H211ZM224 47H225V45H224ZM230 47H231V46H230ZM246 47H247V46H246ZM250 47H247V48H250ZM18 48H20V47H18ZM82 48H83V47H82ZM138 48H139V47H138ZM140 48H141V47H140ZM180 48H181V46H180ZM185 48H186V47H185ZM209 48H210V47H209ZM215 48H216V47H215ZM215 48H214V49H215ZM233 48H234V47H233ZM240 48H241V47H240ZM47 49H48V48H47ZM53 49H54V47H53ZM53 49H52V50H53ZM88 49H89V48H88ZM110 49H112V48H110ZM152 49H156V48H155V47L153 48V46H152ZM174 49H175V48H174ZM196 49H197V48H196ZM196 49H195V50H196ZM200 49H199V50H200ZM205 49H206V48H205ZM214 49H213V50H214ZM217 49H218V48H217ZM221 49H222V48H221ZM7 50H8V49H7ZM18 50H19V49H18ZM42 50H43V49H42ZM48 50H49V49H48ZM50 50H51V49H50ZM59 50H61V49H59ZM79 50H80V49H79ZM123 50H124V49H123ZM137 50H138V49H137ZM142 50H141V51H142ZM190 50H191V48H190ZM195 50H194V51H195ZM203 50H204V48H203ZM209 50H210V49H209ZM211 50H212V49H211ZM215 50H216V49H215ZM243 50H244V49H243ZM247 50H248V49H247ZM251 50H252V49H250V51H251ZM257 50H258V49H257ZM12 51H13V50H12ZM16 51H17V50H16ZM32 51H33V49H32ZM32 51H29V52L32 53ZM61 51L63 52V50H61ZM103 51L105 52V50H103ZM128 51H130V50H128ZM131 51H132V50H131ZM135 51H136V50H135ZM139 51H140V49H139ZM139 51H138V52H139ZM149 51H150V49H149ZM157 51H158V50H157ZM162 51H163V50H162ZM165 51H166V50H165ZM171 51H172V50H171ZM174 51H175V50H174ZM183 51H184V50H183ZM183 51H181V52L183 53ZM186 51H187V50H186ZM205 51H207V50H205ZM219 51H220V50H219ZM223 51H224V49H223ZM231 51H232V50H231ZM231 51H230V52H231ZM244 51H245V50H244ZM250 51H249V52H250ZM29 52H28V50H27L26 53L28 54ZM37 52H38V49H37ZM44 52H45V50H44ZM50 52H51V51H50ZM72 52H73V51H72ZM72 52H71V54H72ZM83 52H84V51H83ZM83 52L81 51V53H83ZM144 52H145V51H144ZM155 52H156V51H155ZM158 52H159V51H158ZM160 52H161V50H160ZM167 52H168V51H167ZM177 52H179V51H176V53H177ZM201 52H202V51H201ZM201 52H200V53H201ZM217 52H218V51H217ZM217 52H216V53L214 52V54H216V55L219 54V53H217ZM239 52H240V51H239ZM241 52H242V51H241ZM252 52H253V51H252ZM256 52H257V51H256ZM38 53H39V52H38ZM42 53H43V51H42ZM48 53H49V52H48ZM53 53H54V52H53ZM58 53L60 54V51H59ZM73 53H75V52H73ZM105 53H106V52H105ZM120 53H121V52H120ZM123 53H124V52H123ZM136 53H137V52H136ZM136 53H135V54H136ZM145 53H146V52H145ZM145 53H144V54H145ZM151 53H154V52H151ZM168 53H169V52H168ZM174 53H175V52H174ZM174 53H173V55H174ZM185 53H186V52H185ZM193 53H194V52H193ZM196 53H197V52H196ZM206 53H207V52H206ZM210 53H211V51H210ZM210 53H209V54H210ZM232 53H233V52H232ZM35 54H36V53H35ZM43 54H44V53H43ZM50 54H52V53H50ZM50 54H49V55H50ZM88 54H89V52H88ZM98 54H99V52H98ZM100 54H101V53H100ZM124 54H125V53H124ZM127 54H128V53H127ZM132 54H133V52H132ZM138 54H139V53H138ZM146 54H147V53H146ZM158 54H159V53H158ZM165 54H167V53H165ZM178 54H179V53H178ZM197 54H198V53H197ZM201 54H202V53H201ZM207 54H208V53H207ZM221 54H222V52H221ZM226 54H227V53H225V55H226ZM235 54H236V53H234V55H235ZM242 54H243V53H242ZM245 54H246V53H245ZM253 54H254V53H253ZM255 54H256V53H255ZM257 54H258V53H257ZM13 55H14V54H13ZM28 55H29V54H28ZM30 55H31L30 57H35V56H32V54H30ZM40 55L42 56L41 53H40ZM46 55H48V54H46ZM53 55H54V54H53ZM85 55H86V54H85ZM128 55H129V54H128ZM152 55H153V54H152ZM152 55H151V56L149 55V56L152 57ZM156 55H157V54H156ZM160 55H161V54H160ZM170 55H171V54H170ZM191 55H192V54H191ZM193 55H194V54H193ZM219 55H220V54H219ZM228 55H229V53H228ZM228 55H227V57H228ZM237 55H239V54L237 53ZM247 55H248V54H247ZM259 55H260V54H259ZM5 56H6V55H5ZM5 56H4V57H5ZM74 56H75V54H74ZM88 56H89V55H88ZM91 56L93 57V55H91ZM115 56H116V55H115ZM177 56H178V55H177ZM183 56H185V55H183ZM186 56H187V55H186ZM186 56H185V57H186ZM194 56H195V55H194ZM206 56H207V55H206ZM221 56H223V55H221ZM250 56H251V55H250ZM255 56H256V55H255ZM7 57H8V56H7ZM16 57H17V56H16ZM16 57H15V58H16ZM26 57H27V56H26ZM46 57H47V56H46ZM75 57H76V56H75ZM81 57H82V56H81ZM92 57H91V59H92ZM101 57H103V54H102ZM120 57H121V55H120ZM128 57H129V56H128ZM128 57H127V58H128ZM131 57H132V56H130V58H131ZM162 57H164L163 53H162ZM185 57H184L183 59H185ZM198 57H200V56H198ZM203 57H204V56H203ZM210 57H211V56H210ZM210 57H208V59H209ZM212 57H213V56H212ZM223 57H224V56H223ZM223 57H222V58H223ZM227 57H226V58H227ZM233 57H234V56H233ZM233 57H232V59H233ZM241 57H242V56H241ZM246 57H247V56H246ZM246 57H245V58H246ZM248 57H249V56H248ZM23 58H24V57H23ZM23 58L21 57L20 59L23 60ZM37 58H38V56H37ZM58 58H59V57H58ZM77 58H78V57H77ZM83 58H84V57H83ZM103 58H104V57H103ZM118 58H119V57H118ZM141 58H142V57H141ZM147 58H148V57H147ZM155 58H157V57H155ZM175 58H176V57H175ZM206 58H207V57H206ZM237 58H238V57H237ZM245 58H244V59H245ZM250 58H251V57H250ZM13 59H14V58H13ZM29 59H30V58H29ZM40 59H43V58H40ZM55 59H57V58H54L53 60H55ZM74 59H75V58H74ZM110 59H111V58H110ZM110 59H109V60H110ZM112 59H113V58H112ZM157 59H158V58H157ZM163 59H165V58H163ZM166 59H167V58H166ZM195 59H196V58H195ZM199 59H200V58H199ZM220 59H221V58H220V56H219V60H220ZM230 59H231V57H230ZM230 59H229V60H230ZM232 59H231V60H232ZM255 59H256V58H255ZM262 59H263V58H262ZM6 60H7V59H6ZM21 60H20V61H21ZM77 60H78V59H77ZM101 60H102V59H101ZM105 60H106V59L104 58L103 61H105ZM136 60H137V59H136ZM138 60H139V59H138ZM143 60H144V59H142L141 62H143ZM150 60H151V59H150ZM150 60H149V62H150ZM159 60H160V59H159ZM167 60H168V59H167ZM170 60H171V59H170ZM175 60H176V59H175ZM179 60H180V59H179ZM196 60H197V59H196ZM200 60H201V59H200ZM211 60H212V59H211ZM213 60H214V59H213ZM215 60H216V59H215ZM215 60H214V61H215ZM219 60L216 61L217 64L220 62ZM242 60H243V59H242ZM256 60H257V59H256ZM31 61H32V60H31ZM33 61H35L34 58H33ZM62 61H63V60H62ZM62 61H60V62H62ZM87 61L89 62V60H87ZM90 61H91V60H90ZM113 61H116V60H113ZM144 61H145V60H144ZM157 61H158V60H157ZM164 61H166V60H164ZM171 61H172V60H171ZM177 61H178V58H177ZM185 61H186V60H185ZM185 61H184V63H185ZM197 61H198V63H199V60H197ZM221 61H223V59H222ZM225 61H226V60H225ZM227 61H228V60H227ZM237 61H238V59H237ZM252 61H255V60H252ZM252 61H251V62H252ZM16 62H18V61L16 60ZM41 62H42V60H41ZM64 62H65V61H64ZM66 62H67V60H66ZM84 62H85V61H84ZM107 62H108V61H107ZM116 62H117V61H116ZM116 62H115V63H116ZM119 62H120V61H119ZM135 62H137V61H135ZM141 62L139 61V63H141ZM146 62H147V61H146ZM152 62H153V61H152ZM160 62H162V60H160ZM172 62L174 63V62H176V61L173 60ZM172 62H171V63H172ZM187 62H188V61H187ZM187 62H186V64H187ZM200 62H201V61H200ZM206 62H207V59H206ZM210 62H211V61H210ZM232 62H233V61H232ZM246 62H247V61H244V63H246ZM261 62H262V60H261ZM31 63H32V62H31ZM33 63H35V62H33ZM39 63H40V61H39ZM45 63H46V62H45ZM47 63H48V62H47ZM49 63H50V62H49ZM49 63H48V64H49ZM55 63H56V62H55ZM108 63H109V62H108ZM111 63H112V61H111ZM111 63H109V64H111ZM150 63H151V62H150ZM150 63H149V64H150ZM155 63H156V62H155ZM155 63H154V64H155ZM157 63H158V62H157ZM163 63H164V62H163ZM166 63H167V62H166ZM169 63H170V61H169ZM173 63H172V64H173ZM176 63H177V62H176ZM189 63H190V62H189ZM207 63H208V62H207ZM213 63H214V62H213ZM220 63H221V62H220ZM254 63H255V62H254ZM27 64H28V63H27ZM37 64H38V62H37ZM43 64H44V63H43ZM61 64H62V63H61ZM81 64H83V63H81ZM85 64H86V63H85ZM88 64H89V63H88ZM94 64H95V63H94ZM96 64H97V63H96ZM99 64H100V63H99ZM109 64H108V65H109ZM117 64H119V63H117ZM164 64H165V63H164ZM178 64H179V63H178ZM196 64H197V62H196ZM203 64H204V63H203ZM203 64H201L200 66H204ZM217 64H216V65H217ZM227 64H228V63H227ZM230 64H231V63H230ZM249 64H250V63H249ZM258 64H259V63H258ZM9 65H10V64H9ZM30 65H31V64H30ZM30 65H29V66H30ZM46 65H47V64H46ZM58 65H59V63H58ZM58 65H57V66H58ZM67 65H68V64H67ZM78 65H80V64H78ZM83 65H84V64H83ZM83 65H82V66H83ZM112 65H113V64H112ZM140 65H141V64H140ZM155 65H156V64H155ZM160 65H161V63H160ZM169 65H170V64H168V66H169ZM219 65H220V64H219ZM240 65H241V64H240ZM244 65H245V64H244ZM259 65H260V64H259ZM17 66H18V65H17ZM23 66H24V62H23ZM49 66H50V65H49ZM60 66H61V65H60ZM60 66H59V67H60ZM102 66H103V65H102ZM116 66H117V65H116ZM123 66H124V65H123ZM131 66H133V65H131ZM143 66H144V64H143ZM150 66H151V64H150ZM150 66H148V67H150ZM158 66H159V64H158ZM158 66H157V67H158ZM162 66H163V65H162ZM162 66H161V69H162ZM174 66H177V65L175 64ZM181 66H182V65H181ZM190 66H191V65H190ZM194 66H195V63H194ZM196 66H198V65H196ZM196 66H195V67H196ZM207 66H208V65H207ZM213 66H215V65H213ZM213 66H212V67H213ZM231 66H232V65H231ZM233 66H234V65H233ZM233 66H232V67H233ZM235 66H236V65H235ZM252 66H253V65L251 64V67H252ZM254 66H255V65H254ZM25 67L28 68L27 66H25ZM25 67H21V68H25ZM31 67H33V66H31ZM34 67H36V65H35ZM42 67H43V66H42ZM47 67H48V65H47ZM67 67H68V66H67ZM113 67H115V66H113ZM113 67H112V68H113ZM125 67H126V66H125ZM144 67H145V66H144ZM155 67H156V66H155ZM164 67H165V66H164ZM178 67H179V66H178ZM186 67H188V66H186ZM205 67H206V65H205ZM217 67H219V66L217 65ZM223 67H224V66H223ZM232 67H231V68H232ZM255 67H256V66H255ZM2 68H3V67H2ZM36 68H37V67H36ZM40 68H41V65H40ZM48 68H49V67H48ZM92 68H93V66H92ZM122 68H124V67H122ZM170 68L172 69V66H171ZM170 68H168V69H170ZM179 68H181V67H179ZM197 68H198V67H197ZM213 68H214V67H213ZM226 68H228V67H226ZM233 68H234V67H233ZM242 68H243V67H242ZM260 68H261V67H260ZM3 69H4V68H3ZM30 69H31V68H30ZM32 69H33V68H32ZM59 69H60V68H59ZM61 69H62V68H61ZM63 69H64V68H63ZM70 69H71V68H70ZM90 69H91V68H90ZM109 69H110V68H109ZM109 69H108V73H110ZM114 69H115V68H114ZM130 69L132 70V68H129V70H130ZM154 69H155V68H154ZM161 69H157V71H158V70H161ZM171 69H170V70H171ZM173 69H174V68H173ZM183 69H184V68H183ZM198 69H199V68H198ZM201 69H202V68H200V70H201ZM205 69H207V68H205ZM219 69H220V67H219ZM219 69H216V70H219ZM251 69H252V68H251ZM8 70H9V69H8ZM18 70H20V69H18ZM22 70H23V69H22ZM22 70H21V71H22ZM26 70H29V69H26ZM64 70H65V69H64ZM98 70H99V69H98ZM98 70H97V71H98ZM125 70H126V69H125ZM133 70H134V69H133ZM135 70H136V69H135ZM165 70L167 71V68H165ZM176 70H177V69H176ZM202 70H203V69H202ZM202 70H201V71H202ZM208 70H209V68H208ZM213 70H214V69H213ZM213 70L210 71V72H212L211 74H212V76H213V78H214V75H213V74H214L215 72L213 73ZM216 70H215V71H216ZM220 70H221V69H220ZM220 70L218 71V73L220 72ZM231 70H232V69H231ZM240 70H241V69H240ZM242 70L244 71V69H242ZM247 70H248V69H247ZM119 71H120V70H119ZM171 71H173V70H171ZM182 71H184V70H182ZM193 71H194V68H193ZM205 71H206V70H205ZM222 71H223V70H222ZM103 72H104V71H103ZM130 72H131V71H130ZM135 72L139 73L140 71L138 70V71H135ZM147 72H148V71H147ZM151 72H152V71H151ZM151 72H148V73H151ZM162 72H163V71H162ZM198 72H199V71H198ZM223 72H224V71H223ZM226 72H227V69H226ZM226 72H225V73H226ZM233 72H234V71H233ZM250 72H251V71H250ZM252 72H253V70H252ZM5 73H6V72H5ZM15 73H17V72H15ZM19 73H20V71H19ZM30 73H31V72H30ZM34 73H35V72H34ZM48 73H49V72H48ZM68 73L70 74V71H69ZM90 73H91V72H90ZM90 73H89V75H90ZM104 73H105V72H104ZM152 73H153V72H152ZM154 73H156V71H155ZM171 73H172V72H171ZM176 73H177V72H176ZM179 73H180V70H179ZM206 73H207V71H206ZM206 73H204V74H206ZM225 73H222V75L225 74ZM6 74H7V73H6ZM24 74H25V73H24ZM26 74H27V73H26ZM31 74H33V73H31ZM35 74H36V73H35ZM35 74H33V75H35ZM92 74H93V73H92ZM92 74H91V75H92ZM102 74H103V73H102ZM106 74H107V73H106ZM123 74H124V73L121 72L120 75H123ZM126 74H127V71H126ZM129 74H131V73H129ZM163 74H164V73H163ZM163 74H162V75H163ZM168 74H169V73H168ZM197 74L200 75L199 73H197ZM207 74H208V73H207ZM220 74H221V73H220ZM231 74L234 75V73H231ZM12 75H13V74H12ZM19 75H20V74H19ZM22 75H23V74H22ZM28 75H29V74H28ZM59 75H60V74H59ZM113 75H114V74H113ZM132 75L134 76V74H132ZM138 75L141 76V75H142L141 72H140ZM152 75H153V74H152ZM162 75H161V76H162ZM166 75H167V74H166ZM166 75H165V76H166ZM170 75H171V74H170ZM177 75H178V74H177ZM183 75H184V74H183ZM186 75H187V74H186ZM186 75H185V76H186ZM201 75H203V73H202ZM209 75H210V74H209ZM215 75H216V74H215ZM225 75H226V74H225ZM228 75H229V74H228ZM248 75H249V74H248ZM250 75H251V74H250ZM7 76H8V75H7ZM26 76H27V75H26ZM35 76H37V75H35ZM38 76H39V75H38ZM46 76H47V75H46ZM51 76H52V74H51ZM72 76H74V74H73ZM92 76H93V75H92ZM109 76H110V75H109ZM115 76H116V73H115ZM125 76H127V75H125ZM125 76H124V77H125ZM129 76H130V75H129ZM133 76H131L130 79H132ZM140 76H139V77H140ZM154 76H155V75H154ZM154 76H153V77H154ZM185 76H184V77H185ZM204 76H206V75H204ZM204 76H203V77H204ZM251 76H252V75H251ZM255 76H256V75H255ZM19 77H21V75H20ZM44 77H45V76H44ZM52 77H53V76H52ZM59 77H60V76H59ZM63 77H64V76H63ZM63 77H62V78H63ZM74 77H75V76H74ZM89 77H90V76H89ZM107 77H108V76H107ZM107 77H106V78H107ZM111 77H112V76H111ZM127 77H128V76H127ZM127 77H126V78H127ZM139 77H138V78H139ZM186 77H187V76H186ZM200 77H202V76H200ZM200 77H199V78H200ZM221 77H222V76L220 75V78H221ZM229 77H230V76H229ZM236 77H237V76H236ZM11 78H12V77H11ZM13 78H14V77H13ZM31 78H32V77H31ZM38 78H40V77H38ZM77 78H78V77H77ZM77 78H76V79H77ZM93 78H94V77H93ZM104 78H105V77H104ZM140 78L142 79V76H141ZM155 78H156V76H155ZM158 78H159V77H158ZM161 78H163V76H162ZM168 78H169V80H170V77H168ZM197 78H198V76H197ZM197 78H196V79H197ZM207 78H208V77H207ZM213 78H212V80H213ZM234 78H235V76H234ZM239 78H240V77H239ZM251 78H252V77H251ZM15 79H16V77H15ZM17 79H18V78H17ZM49 79H50V78H49ZM55 79H57V78H55ZM90 79H91V78H90ZM90 79H89V82H90ZM102 79H103V78H101V81H102ZM110 79H111V78H110ZM112 79H113V77H112ZM114 79H115V77H114ZM121 79H122V78H121ZM141 79H140V80H141ZM144 79H145V78H144ZM144 79H143V80H144ZM165 79H166V78H165ZM200 79H201V78H200ZM221 79H222V78H221ZM221 79H220V81H221ZM232 79H233V78H232ZM259 79H260V78H259ZM10 80H11V79H10ZM19 80H20V79H19ZM33 80H34V79H33ZM39 80H40V79H39ZM58 80H59V79H58ZM77 80H78V79H77ZM99 80H100V79H99ZM104 80H105V79H104ZM116 80H117V79H116ZM123 80H124V78H123ZM127 80H128V79H127ZM155 80H156V79H155ZM157 80H158V79H157ZM163 80H164V79H163ZM177 80H178V79H177ZM181 80H182V79H181ZM185 80H186V78H185ZM198 80H199V79H198ZM198 80H197V81H198ZM204 80H206V78H205ZM216 80H217V79H216ZM227 80H228V79H227ZM252 80H254V79H252ZM21 81H22V80H21ZM30 81H31V80H30ZM44 81H45V80H44ZM46 81H47V79H46ZM51 81H52V80H51ZM70 81H71V79H70ZM72 81L74 82V78H73ZM124 81H125V80H124ZM131 81H132V80H131ZM141 81H142V80H141ZM144 81H145V80H144ZM161 81H162V79H161ZM172 81H175V79L172 80ZM183 81H184V80H183ZM208 81H209V79H208ZM213 81H215V80H213ZM218 81H219V80H218ZM247 81H248V80H247ZM263 81H264V80H263ZM38 82H39V81H38ZM65 82H66V81H65ZM65 82H63V83H65ZM92 82H93V81H92ZM165 82H166V81H165ZM165 82H164V83H165ZM169 82H170V81H169ZM178 82H179V81H178ZM187 82H188V81H187ZM203 82H204V81H203ZM210 82H212V81H210ZM227 82H228V81H227ZM235 82H237L236 79H235ZM250 82H251V81H250ZM14 83H15V82H14ZM27 83H28V82H27ZM50 83H51V82H50ZM53 83H54V81H53ZM53 83H52V84H53ZM57 83H58V82H57ZM68 83H69V82H68ZM105 83H106V82H105ZM113 83H114V82H113ZM124 83H126V82H124ZM136 83H137V82H136ZM158 83H159V82H158ZM166 83H167V82H166ZM182 83H186V82H182ZM205 83H206V82H204V84H205ZM207 83H208V82H207ZM213 83H214V82H213ZM213 83H212V84H213ZM218 83H219V82H218ZM220 83H221V82H220ZM222 83H223V82H222ZM233 83H234V82H233ZM259 83H260V82H259ZM263 83H264V82H263ZM92 84H93V86H94V83H92ZM111 84H112V83H111ZM118 84H119V83H118ZM120 84H121V83H120ZM132 84H133V82H132ZM132 84H131V86L134 87V86H133L134 84H133V85H132ZM170 84H172V83H170ZM179 84L181 85V83H179ZM187 84H188V83H187ZM187 84H186V86H187ZM209 84H211V83H209ZM215 84H216V83H215ZM231 84H232V83H231ZM234 84H235V83H234ZM234 84H233V85H234ZM256 84H257V83H256ZM3 85H4V84H3ZM3 85H2V86H3ZM11 85H12V83H10V86H11ZM69 85H70V84H69ZM73 85H74V84H73ZM73 85H72V86H73ZM128 85H130L129 82H128ZM128 85L126 84V86H128ZM149 85H150V84H149ZM166 85L168 86V84H166ZM166 85H165V86H166ZM177 85H178V84H177ZM182 85H183V84H182ZM184 85H185V84H184ZM184 85H183V87H184ZM217 85H218V84H217ZM227 85H228V84H227ZM242 85H243V84H242ZM257 85H258V84H257ZM260 85H261V83H260ZM25 86H26V85H25ZM28 86H29V85H28ZM28 86H27V87H28ZM37 86H38V85H37ZM54 86H55V85H54ZM90 86H91V85H90ZM97 86H99V85H97ZM117 86H118V85H117ZM122 86H123V85H122ZM157 86H158V85H157ZM171 86H172V85H171ZM178 86H179V85H178ZM210 86H211L212 88H214L212 85H210ZM215 86H216V85H215ZM220 86H221V85H220ZM220 86H219V87H220ZM224 86H225V85H224ZM6 87H7V86H6ZM11 87H12V86H11ZM65 87L68 88L67 86H65ZM80 87H81V85H80ZM99 87H101V85H100ZM119 87H120V86H119ZM128 87H129V86H128ZM137 87H138V86H137ZM150 87H151V86H150ZM159 87H160V86H159ZM172 87H173V86H172ZM226 87H227V86H226ZM226 87H225V88H226ZM259 87H260V86H259ZM0 88H1V87H0ZM60 88H61V87H60ZM72 88H74V87H72ZM78 88H79V87H78ZM102 88H103V86H102ZM114 88H115V87H114ZM129 88H130V90L132 89L131 87H129ZM162 88H163V87H162ZM170 88H171V87H170ZM185 88L188 89V87H184V89H185ZM225 88H224V89H225ZM240 88H241V87H240ZM243 88H244V87H243ZM34 89H35V88H34ZM69 89H70V87H69ZM69 89H68V90H69ZM76 89H77V88H76ZM92 89H94V88L92 87ZM95 89H96V88H95ZM98 89H99V88H98ZM109 89H110V88H109ZM120 89H121V88H120ZM127 89H128V88H127ZM137 89H138V88H137ZM142 89H143V88H142ZM160 89H161V88H160ZM173 89L175 90V87H173ZM180 89H181V88H180ZM216 89H217V91H218V88H217V87H216ZM221 89L223 90V88H221ZM229 89H230V87H229ZM232 89H234L233 86H232ZM248 89H249V88H248ZM3 90H4V89H3ZM5 90H6V89H5ZM9 90H10V89H9ZM29 90H31L30 87H29ZM55 90H56V89H55ZM96 90H97V89H96ZM111 90H112V89H111ZM139 90H140V89H139ZM151 90H152V89H151ZM161 90H162V89H161ZM167 90H169V89H167ZM177 90L179 91V89H176L175 91H177ZM213 90H214V89H212V91H213ZM222 90H220V91H222ZM230 90H231V89H230ZM257 90L260 91V89H257ZM263 90H264V87H263V89H262V92H263ZM0 91H1V90H0ZM6 91H7V90H6ZM26 91H27V90H26ZM34 91H35V90H34ZM34 91H33V93H34ZM40 91H41V90H40ZM70 91H71V90H70ZM79 91H80V90H79ZM81 91H82V90H81ZM91 91H92V90H91ZM100 91H101V90H100ZM105 91H106V90H105ZM124 91H125V90H124ZM140 91H141V90H140ZM156 91H157V90H156ZM181 91H182V90H181ZM181 91H180V92H181ZM186 91H188V90H186ZM232 91H235V90H232ZM29 92H30V91H29ZM51 92H52V91H51ZM59 92H60V91H59ZM83 92H84V91H83ZM106 92H107V91H106ZM170 92H171V91H170ZM170 92H168V93H170ZM189 92H190V91H188V93H189ZM215 92H216V90H215ZM243 92H244V91H243ZM251 92H252V91H251ZM260 92H261V91H260ZM39 93L42 94L41 92H38V95H39ZM60 93H61V92H60ZM98 93H99V92H98ZM113 93H115V92L113 91ZM118 93H119V92H118ZM143 93H144V92H143ZM172 93H173V92H172ZM211 93H212V92H211ZM213 93H214V92H213ZM218 93H220V92H218ZM235 93H236V92H235ZM237 93H240V92H239V88L237 89ZM263 93H264V92H263ZM263 93H262V94H263ZM61 94H62V93H61ZM81 94H82V93H81ZM95 94H96V92H95ZM107 94H109V93H107ZM139 94H141V93H139ZM139 94H137V95H139ZM145 94H146V92H145ZM145 94H143V95H145ZM160 94H161V93H160ZM174 94H176V93H174ZM183 94H185V92H184ZM233 94H234V93H233ZM241 94H242V93H241ZM250 94H251V93H250ZM253 94H254V93H253ZM260 94H261V93H260ZM11 95H12V94H11ZM53 95H54V94H53ZM56 95H57V94H56ZM56 95H55V96H56ZM62 95H63V94H62ZM76 95H77V94H76ZM87 95H88V94H87ZM90 95H91V94H90ZM110 95H112V94H110ZM134 95H135V94H134ZM137 95H136V96H137ZM146 95H147V94H146ZM161 95H163V94H161ZM166 95H167V94H166ZM177 95H178V94H177ZM179 95H180V94H179ZM186 95H187V94H186ZM207 95H208V94H207ZM214 95H215V93H214ZM214 95H213V96H214ZM227 95H228V93H227ZM229 95H230V94H229ZM236 95H239V94H236ZM12 96H13V95H12ZM44 96H45V95H44ZM57 96H60V95H57ZM85 96H86V95H85ZM96 96H98V95H96ZM102 96H103V95H102ZM113 96H114V95H113ZM120 96H121V94H120ZM130 96H131V95H130ZM170 96H171V95H170ZM170 96H169V98H170ZM174 96H176V95H173V98H174ZM182 96H184V95H182ZM219 96H221V95H219ZM222 96H223V94H222ZM243 96H244V93H243ZM51 97H52V96H51ZM87 97H88V96H87ZM87 97H86V98H87ZM91 97H92V96H91ZM100 97H101V96H100ZM106 97H107V96H106ZM109 97H110V96H109ZM138 97H139V96H138ZM166 97H167V96H165V98H166ZM176 97H177V96H176ZM176 97H175V99H176ZM185 97H186V96H185ZM189 97H190V95H189ZM189 97H188V98H189ZM204 97H205V95H204ZM215 97H216V96H215ZM230 97H231V96H230ZM239 97H240V96H239ZM241 97H242V95H241ZM241 97H240V98H241ZM39 98H40V97H39ZM44 98H45V97H44ZM54 98H55V97H53V99H54ZM77 98H79V97H77ZM107 98H108V97H107ZM145 98H146V97H145ZM183 98H184V97H183ZM183 98H182V99H183ZM188 98H187V100H188ZM219 98H222V97H219ZM225 98H226V97H225ZM235 98H236V96H235ZM51 99H52V98H50V100H51ZM61 99H62V98H61ZM61 99H60V100H61ZM108 99H109V98H108ZM112 99H113V98H112ZM163 99H164V98H163ZM163 99H162V101H163ZM180 99H181V98H180ZM189 99H190V98H189ZM213 99H214V98H213ZM216 99H217V98H216ZM222 99H223V98H222ZM230 99H231V98H230ZM8 100L10 101V99H8ZM13 100H14V99H13ZM77 100H78V99H77ZM79 100H80V99H79ZM86 100H87V99H86ZM88 100H89V99H88ZM99 100H100V99H99ZM102 100H103V99H102ZM104 100H105V98H104ZM129 100H130V99H129ZM133 100H135V99H133ZM133 100H132V101H133ZM147 100L149 101V99H147ZM150 100H151V99H150ZM164 100H165V99H164ZM170 100H171V99H170ZM178 100H179V98H178ZM184 100H185V102L187 103L186 98H185ZM223 100H225V99H223ZM226 100L228 101V97H227ZM232 100H233V99H232ZM39 101H40V100H39ZM39 101H38V102H39ZM58 101H59V99H58ZM69 101H70V100H69ZM69 101H68V103H69ZM80 101H81V100H80ZM84 101H85V99H84ZM139 101H140V100H139ZM159 101H160V100H159ZM172 101H173V100H172ZM180 101H182V100H180ZM188 101H190V100H188ZM192 101H193V100H192ZM215 101H216V100H215ZM252 101H253V100H252ZM12 102H13V101H12ZM51 102L53 103V100H52ZM54 102H55V100H54ZM63 102H64V101H63ZM71 102H72V101H71ZM71 102H70V103H71ZM75 102H76V101H75ZM86 102H87V101H86ZM90 102H92V101H90ZM101 102H102V101H101ZM118 102H119V101H118ZM120 102H121V101H120ZM141 102H142V100H141ZM185 102H184V104H185ZM190 102H191V101H190ZM190 102H189V103H190ZM213 102H214V101H213ZM225 102H226V101H225ZM230 102H232V101H230ZM243 102H244V100H243ZM247 102H249V101H247ZM7 103H8V101H7ZM19 103H20V102H19ZM42 103H43V102H42ZM68 103H67V104H68ZM77 103H78V102H77ZM83 103H85V102H83ZM92 103H93V102H92ZM96 103H97V102H96ZM98 103H99V102H98ZM102 103H103V102H102ZM121 103H122V102H121ZM145 103H146V102H145ZM145 103H144V104H145ZM150 103H151V102H150ZM159 103H160V102H159ZM159 103H158V104H159ZM161 103H164V102H161ZM182 103H183V102H182ZM204 103H205V102H204ZM219 103H220V102H219ZM232 103H234V102H232ZM38 104H39V103H38ZM53 104H54V103H53ZM67 104H66V105H67ZM78 104L81 105V102L78 103ZM78 104H77V105H78ZM85 104H86V103H85ZM105 104H107V103H105ZM116 104H117V103H116ZM130 104H131V103H130ZM133 104H134V103H133ZM142 104H143V103H142ZM152 104H154V103H152ZM172 104H173V103H172ZM176 104H177V103H176ZM210 104H211V103H210ZM221 104H222V103H221ZM229 104H230V103H229ZM235 104H236V103H235ZM249 104H250V103H249ZM11 105L14 106L13 104H11ZM62 105H63V103H62ZM64 105H65V104H64ZM107 105H108V104H107ZM148 105H149V104H148ZM160 105H161V104H160ZM188 105H189V104H188ZM191 105L193 106L192 103H191ZM230 105H231V104H230ZM230 105H229V106H230ZM244 105H245V103H244ZM244 105H243V106H244ZM2 106H3V105H2ZM5 106H7V105L5 104ZM21 106H22V105H21ZM44 106H45V104H44ZM60 106H61V105H60ZM60 106H59V108H61ZM69 106H70V105H69ZM72 106H73V105H72ZM72 106H71V107H72ZM119 106H120V105H119ZM123 106H124V105H123ZM132 106H133V105H132ZM142 106H144V105H142ZM162 106H163V105H162ZM246 106H248V104H247ZM3 107H4V106H3ZM15 107H16V106H15ZM17 107H18V106H17ZM19 107H20V106H19ZM34 107H35V106H34ZM40 107H41V106H40ZM45 107H46V106H45ZM51 107H52V106H51ZM56 107H57V106H56ZM63 107H64V106H63ZM90 107H91V105H90ZM95 107H96V106H95ZM99 107H100V106H99ZM130 107H131V106H130ZM134 107H136V106L134 105ZM144 107H146V106H144ZM144 107H143V112H144V109H145ZM154 107H155V106H154ZM159 107H160V106H159ZM167 107H168V104H167L166 108H167ZM216 107H217V106H216ZM221 107H222V106H221ZM225 107H226V106H225ZM234 107H236V106H234ZM1 108H2V107H1ZM10 108H11V106H10ZM13 108H14V107H13ZM52 108H54V107H52ZM76 108H77V106H76ZM85 108H86V107H85ZM136 108H138V107H136ZM156 108H158V107H156ZM160 108H161V107H160ZM164 108H165V107H164ZM177 108H179V107H177ZM222 108H223V107H222ZM226 108H228V107H226ZM231 108H232V107H231ZM231 108L229 107V109H231ZM238 108H239V107H238ZM4 109H5V108H4ZM11 109H12V108H11ZM18 109H19V108H18ZM35 109H36V108H35ZM54 109H56V108H54ZM72 109H73V107H72ZM77 109H78V108H77ZM80 109H81V108H80ZM88 109L90 110V108H88ZM99 109H100V108H99ZM127 109H128V108H127ZM132 109H133V108H132ZM152 109H153V108H152ZM161 109H163V108H161ZM181 109H182V108H181ZM236 109H237V108H236ZM250 109H251V108H250ZM253 109H254V108H253ZM7 110H9V109L7 108ZM19 110H20V109H19ZM50 110H51V109H50ZM69 110H70V108H69ZM89 110H88V111H89ZM95 110H96V109H95ZM103 110H104V109H103ZM119 110H120V109H119ZM125 110H126V109H125ZM148 110H150V109L148 108ZM154 110H155L156 113H157V111H160L159 109H158V110L154 109ZM154 110H153V111H154ZM163 110H164V109H163ZM168 110H169V107H168ZM168 110H167V111H168ZM214 110H215V109H214ZM231 110H232V109H231ZM239 110H240V109H239ZM244 110H245V109H244ZM248 110H249V109H248ZM2 111H3V109H2ZM9 111H10V110H9ZM14 111H15V110H13L12 112H14ZM21 111H23V110H21ZM36 111H37V110H36ZM53 111L56 112V110H53ZM60 111H63V110L60 109ZM72 111H73V110H72ZM72 111H70V112L73 113ZM81 111H82V110H81ZM83 111H84V110H83ZM117 111H118V110H117ZM120 111L122 112V109H121ZM126 111H127V110H126ZM130 111H131V110H130ZM145 111H147V110L145 109ZM161 111H162V110H161ZM161 111H160V112H161ZM177 111H178V110H177ZM177 111H176V112H177ZM179 111H180V109H179ZM181 111H182V110H181ZM181 111H180V112H181ZM246 111H247V110H246ZM3 112H4V111H3ZM17 112H18V111H17ZM19 112H20V111H19ZM48 112H49V111H48ZM66 112H68V111H66ZM66 112H65V115H66ZM124 112H125V111H124ZM124 112H123V113H124ZM132 112H134V110H133ZM136 112H138V111L136 110ZM164 112L167 113L166 111H164ZM180 112H178L179 115L181 114ZM250 112L252 113L253 110L250 111ZM257 112H258V111H257ZM5 113H6V111H5ZM20 113H21V112H20ZM23 113H24V112H23ZM61 113H63V112H60V114H61ZM100 113H101V112H100ZM104 113H105V112H104ZM151 113H152V112H151ZM169 113H170V112H169ZM169 113H168V114H169ZM172 113H173V112H172ZM183 113H184V112H183ZM220 113H221V112H220ZM222 113H223V112H222ZM10 114H11V113H10ZM14 114H15V112H14ZM50 114H52V113H50ZM80 114H81V113H80ZM94 114H95V113H94ZM112 114L114 115V113H112ZM129 114H130V113H129ZM134 114H135V113H134ZM143 114H144V113H143ZM145 114H146V113H145ZM214 114H215V113H214ZM217 114H218V113H217ZM217 114H216V115H217ZM241 114H242V113H241ZM241 114H239V115H241ZM246 114H247V113H246ZM249 114H250V113H249ZM252 114H253V113H252ZM252 114H251V115H252ZM5 115H7V114H5ZM8 115H9V114H8ZM11 115H12V114H11ZM15 115H16V114H15ZM15 115H14V116H15ZM17 115H18V113H17ZM45 115H46V114H45ZM48 115H49V114H48ZM48 115L46 116L47 118H48ZM54 115H55V114H53L52 116H54ZM62 115H63V114H62ZM77 115H78V114H77ZM81 115H82V114H81ZM102 115L104 116V114H102ZM105 115H106V114H105ZM120 115H121V114H120ZM152 115H154V114H152ZM184 115H185V114H184ZM212 115H213V114H212ZM218 115H219V114H218ZM220 115H221V114H220ZM41 116H42V115H41ZM58 116H59V115H58ZM83 116H84V115H82V117H83ZM95 116H96V114H95ZM95 116H93V117H95ZM106 116H108V115H106ZM109 116H110V115H109ZM109 116H108V117H109ZM127 116H128V115H127ZM127 116H126V117H127ZM135 116H136V115H135ZM147 116H148V115H147ZM154 116H156V115H154ZM154 116H153V117H154ZM159 116H160V115H158V117H159ZM161 116H162V115H161ZM163 116H164V115H163ZM241 116H242V115H241ZM244 116H245V115H244ZM258 116H259V115H258ZM1 117H2V116H1ZM6 117H7V116H6ZM17 117H18V119H19V116H17ZM17 117H14L15 120H16ZM46 117H45V118H46ZM66 117H67V116H66ZM69 117H70V116H69ZM74 117H75V116H74ZM74 117H73V118H74ZM84 117H85V116H84ZM112 117H113V116H112ZM124 117H125V116H124ZM251 117H253V116H251ZM256 117H257V116H256ZM14 118H13V119H14ZM23 118L25 119V117H23ZM52 118H53V117H52ZM145 118H147V117H145ZM155 118H157V116H156ZM161 118H162V117H161ZM165 118H166V117H165ZM167 118H168V116H167ZM5 119H6V118H5ZM8 119H10V118H8ZM39 119H40V118H39ZM42 119H44V117H43ZM55 119H56V118H55ZM64 119H65V118H64ZM67 119H69V118H67ZM74 119H75V118H74ZM78 119H79V118H78ZM78 119H77V120H78ZM80 119H81V118H80ZM82 119H83V118H82ZM84 119H85V118H84ZM102 119H103V118H102ZM106 119H107V118H106ZM113 119H114V118H113ZM133 119H135V118H133ZM137 119H138V118H137ZM214 119H215V118H214ZM219 119H220V118H219ZM222 119H224L223 116H222ZM252 119H253V118H252ZM11 120H12V119H11ZM21 120H22V119H21ZM25 120H26V119H25ZM45 120H46V119H45ZM62 120H63V119H62ZM69 120H70V119H69ZM123 120H124V119H123ZM128 120H129V119H128ZM144 120H146V119H144ZM256 120H257V119H256ZM22 121H23V120H22ZM75 121H76V120H75ZM89 121H90V120H89ZM93 121H94V120H93ZM101 121H102V120H101ZM114 121H115V120H114ZM118 121H119V120H118ZM135 121H136V120H135ZM147 121H148V120H147ZM150 121H151V120H150ZM164 121H165V119H164ZM169 121H171V120H169ZM213 121H215V120H213ZM216 121H217V120H216ZM219 121H220V120H219ZM251 121H252V120H251ZM254 121H255V119H254ZM3 122H4V120H3ZM16 122H18V121H16ZM20 122H21V121H20ZM25 122H26V121H25ZM41 122H42V121H41ZM86 122H87V121H85V123H86ZM96 122H97V121H96ZM132 122H133V121H132ZM138 122H139V121H138ZM160 122H161V124L163 125L162 121H160ZM259 122H260V121H259ZM1 123H2V122H1ZM9 123H10V122H9ZM11 123H12V122H11ZM29 123H31V122H29ZM43 123H44V122H43ZM54 123H55V122H54ZM62 123H63V122H62ZM66 123H67V122H66ZM78 123H80V120H79ZM78 123H77V125H78ZM91 123H92V122H91ZM94 123H95V122H94ZM94 123H93V124H94ZM99 123H100V122H99ZM99 123H98V124H99ZM115 123H116V122H115ZM133 123H134V122H133ZM135 123H136V122H135ZM140 123H141V122H140ZM146 123H147V122H145V124H146ZM254 123H255V122H254ZM254 123H253V124H254ZM12 124H13V123H12ZM17 124H18V123H17ZM17 124H16V125H17ZM19 124H20V123H19ZM19 124L17 125L18 127H19ZM38 124H39V123H38ZM75 124H76V122H75ZM80 124H81V123H80ZM82 124H83V123H82ZM106 124H107V123H106ZM126 124H127V123H126ZM126 124H125V125H126ZM157 124H159V123H157ZM166 124H167V123H166ZM168 124H170V122H169ZM256 124H257V123H256ZM4 125H5V124H4ZM7 125H8V124H7ZM21 125H22V123H21ZM25 125H26V124H25ZM30 125H31V124H30ZM122 125H124V124H122ZM122 125H121V126H122ZM151 125H153V124H151ZM162 125H161V127H162ZM218 125H219V124H218ZM218 125H217V126H218ZM220 125H221V124H220ZM9 126H10V125H9ZM9 126H7V127H9ZM23 126H24V125H23ZM38 126H39V125H38ZM79 126H80V125H79ZM84 126H85V125H84ZM96 126H98V125H96ZM108 126H109V125H108ZM111 126H112V125H111ZM111 126H110V127H111ZM136 126H137V125H136ZM154 126H157V125H154ZM163 126H165V125H163ZM169 126H170V125H169ZM172 126H173V125H172ZM200 126H201V125H200ZM217 126H216V127H217ZM221 126H222V125H221ZM230 126H231V125H230ZM257 126H259V125H257ZM260 126H261V125H260ZM260 126H259V127H260ZM4 127H5V126H4ZM12 127H13V126H12ZM43 127H44V126H43ZM66 127H68V126H66ZM77 127H78V126H77ZM92 127H93V126H92ZM106 127H107V126H106ZM124 127H126V126H124ZM140 127H142V126L140 125ZM147 127H148V126H147ZM152 127H153V126H152ZM152 127H151V128H152ZM157 127H158V126H157ZM157 127H156V128H157ZM166 127H167V126H166ZM170 127H171V126H170ZM173 127H174V126H173ZM213 127H214V126H213ZM218 127H219V126H218ZM231 127H232V126H231ZM10 128H11V127H10ZM73 128H74V127H73ZM93 128H94V127H93ZM111 128H112V127H111ZM113 128H114V125H113ZM116 128H117V126H116ZM121 128H122V127H121ZM137 128H138V126H137ZM154 128H155V127H154ZM156 128H155V129H156ZM175 128H176V127H175ZM199 128H200V127H199ZM211 128H212V127H211ZM222 128H223V127H221V129H222ZM20 129L22 130V128H20ZM20 129L18 128V131H19ZM26 129H27V127H26ZM28 129H29V127H28ZM30 129H31V128H30ZM39 129H40V128H39ZM77 129H78V128H77ZM83 129H84V128H83ZM103 129H104V128H103ZM107 129H108V128H107ZM117 129H118V128H117ZM133 129H134V128H133ZM142 129H144V128H142ZM155 129H154V130H155ZM159 129H160V128H159ZM163 129H165V127H164ZM214 129H216V128H214ZM218 129H219V128H218ZM218 129H216V130L218 131ZM229 129H230V128H229ZM11 130H12V129H11ZM13 130H14V128H13ZM74 130H75V129H74ZM88 130H89V129H88ZM111 130H113V129H111ZM115 130H116V129H115ZM115 130H114V131H115ZM120 130H121V129H120ZM136 130H137V129H136ZM140 130H141V129H140ZM151 130H152V129H151ZM151 130H150V131H151ZM166 130H167V129H166ZM172 130H173V129H172ZM182 130H183V129H182ZM191 130H192V129H191ZM194 130H195V129H194ZM209 130H210V128H209ZM232 130H233V129H232ZM232 130H231V131H232ZM262 130H263V129H262ZM8 131H10V130H8ZM26 131H27V130H26ZM86 131H87V130H86ZM99 131H100V129H99ZM156 131H157V130H156ZM192 131H193V130H192ZM201 131H202V130H201ZM206 131H208V130H206ZM211 131H212V130H211ZM214 131H215V130H214ZM4 132H5V131H4ZM4 132H2V133H4ZM6 132H7V131H6ZM23 132H24V131H23ZM68 132H69V131H68ZM78 132H79V131H78ZM89 132H90V131H88V133H89ZM109 132H110V130H109ZM111 132H112V131H111ZM135 132H137V131H135ZM152 132H153V131H152ZM158 132H159V131H158ZM180 132H181V130H180ZM186 132L188 133V131H186ZM199 132H200V131H198V133H199ZM222 132H223V131H222ZM18 133H19V132H18ZM18 133H17V134H18ZM28 133H29V132H28ZM103 133H104V132H103ZM123 133H124V132H123ZM139 133H140V132H139ZM192 133H193V132H192ZM195 133H196V131H195ZM195 133H194V134H195ZM204 133H205V129H204ZM218 133H219V132H218ZM8 134H10V133H8ZM90 134H91V133H90ZM110 134H111V133H110ZM133 134H137V133H133ZM155 134H156V133H155ZM163 134H164V133H163ZM181 134H182V133H181ZM233 134H234V133H233ZM12 135H13V134H12ZM19 135H20V134H19ZM112 135H113V134H111V136H112ZM129 135H131V134H129ZM129 135H128V136H129ZM152 135H153V134H152ZM177 135H178V134H177ZM177 135H176V136H177ZM199 135L201 136V133H200ZM202 135H203V134H202ZM218 135H219V136H222L221 133L218 134ZM229 135H230V134H229ZM3 136H4V135H3ZM13 136H14V135H13ZM42 136H44V135H42ZM84 136H85V135H84ZM99 136H100V135H99ZM125 136H127V135H125ZM168 136H169V135H167V137H168ZM176 136H175L174 139L177 138ZM178 136H179V135H178ZM215 136H216V135H215ZM9 137H11V136L9 135ZM47 137H48V136H47ZM77 137H78V136H77ZM96 137H97V135H96ZM96 137H95V138H96ZM107 137H108V136H107ZM117 137H118V136H116V138H117ZM120 137H121V136H120ZM123 137H124V136H123ZM131 137H132V136H131ZM135 137H136V136H135ZM145 137H146V135H145ZM154 137H155V136H154ZM158 137H159V135H158ZM158 137H157V138H158ZM197 137H199V136H197ZM232 137H233V136H232ZM1 138H2V137H1ZM1 138H0V139H1ZM45 138H46V137H45ZM50 138H51V137H50ZM69 138H70V136H69ZM72 138H74V137H72ZM95 138H94V140H95ZM128 138H130V137H128ZM169 138H170V137H169ZM181 138H182V137H181ZM193 138H194V137H193ZM204 138H205V137H204ZM207 138H208V137H207ZM228 138H229V137H228ZM8 139H9V138H8ZM17 139H19V138H17ZM39 139H40V137H39ZM43 139H44V137H43ZM51 139H52V138H51ZM97 139H98V138H97ZM130 139H131V138H130ZM137 139H138V138H137ZM153 139H154V138H153ZM159 139H161V138H159ZM164 139H165V138H164ZM172 139H173V137L171 138V140H172ZM199 139H200V138H199ZM230 139H231V138H230ZM82 140H85V138H84V139L82 138ZM90 140H91V139H90ZM90 140H89V142H90ZM98 140H99V139H98ZM115 140L119 141L118 139H115ZM121 140H122V139H121ZM126 140H127V139H126ZM131 140H132V139H131ZM138 140H139V139H138ZM141 140H142V139H141ZM144 140H145V139H144ZM146 140H147V138H146ZM148 140H149V139H148ZM165 140H166V139H165ZM182 140H183V139H182ZM209 140H210V139H209ZM6 141H7V139H6ZM11 141H13V140H11ZM11 141H10V142H11ZM15 141H16V139H15ZM47 141H49V140H47ZM72 141H73V140H72ZM117 141H116V143H118ZM184 141H185V140H184ZM204 141L206 142V139H204ZM0 142H1V141H0ZM8 142H9V141H8ZM17 142H19V141H17ZM21 142H22V140H21ZM39 142H40V141H39ZM69 142H70V141H69ZM78 142H79V141H78ZM84 142H85V141H84ZM109 142H110V141H109ZM109 142H107V143H109ZM114 142H115V141H114ZM119 142H121V141H119ZM124 142H125V141H124ZM134 142H135V141H134ZM137 142H138V141H137ZM166 142H167V141H165V143H166ZM171 142H172V141H171ZM181 142H182V141H181ZM181 142H180V143H181ZM199 142H200V141H199ZM2 143H4V141H2ZM2 143H1V144H2ZM48 143L50 144V142H48ZM73 143H74V142H73ZM87 143H88V142H87ZM95 143H96V142H95ZM98 143H99V142H98ZM129 143H130V142H129ZM132 143H133V142H132ZM144 143H145V142H144ZM147 143H148V142H147ZM151 143H152V142H151ZM162 143H163V142H162ZM168 143H169V142H168ZM168 143H167V144H168ZM172 143H174V142H172ZM172 143H171V144H172ZM178 143H179V142H178ZM180 143H179V144H180ZM193 143H194V141H193ZM217 143H218V142H217ZM8 144H10V143H8ZM14 144H15V143H14ZM14 144H13V146H14ZM104 144H105V143H104ZM110 144H111V142H110ZM120 144H121V143H120ZM138 144H140V143H138ZM169 144H170V143H169ZM220 144H221V143H220ZM11 145H12V143H11ZM18 145H21V144L18 143ZM23 145H24V143H23ZM85 145H86V144H85ZM85 145H84V146H85ZM106 145H107V144H106ZM114 145H115V144H114ZM117 145H119V144H117ZM130 145H131V144H130ZM141 145H142V143H141ZM146 145H147V144H146ZM151 145H152V144H151ZM153 145H154V144H153ZM153 145H152V146L149 145V146H150V149L153 147ZM156 145H157V144H156ZM164 145H165V144H164ZM202 145H203V144H202ZM212 145H214V143H213ZM9 146H10V145H9ZM21 146H22V145H21ZM54 146H55V145H54ZM143 146H144V145H143ZM169 146H170V145H169ZM61 147H62V146H61ZM85 147H86V146H85ZM87 147H88V146H87ZM102 147L106 148L105 145L103 146V143H102ZM107 147H108V145H107ZM129 147H130V146H129ZM189 147H190V145H189ZM191 147H192V146H191ZM196 147H197V145H196ZM5 148H6V146H5ZM10 148H11V147H10ZM10 148H9V149H10ZM16 148H17V147H16ZM91 148H92V147H91ZM108 148H109V147H108ZM121 148H122V147H121ZM159 148H161V147H159ZM166 148H167V147H166ZM202 148H203V146H202ZM9 149H8V150H9ZM20 149H21V148H20ZM24 149L26 150V148H24ZM98 149H99V148H98ZM114 149H115V147H114ZM150 149H148V150H150ZM153 149L156 150L157 147H156V148H153ZM194 149H195V148H194ZM205 149H206V148H205ZM15 150H16V149H15ZM15 150H13V152H15ZM18 150H19V149H18ZM70 150H71V149H70ZM91 150H92V149H91ZM91 150H90V151H91ZM104 150H105V149H104ZM106 150H107V149H106ZM110 150H112V149H110ZM117 150H118V149H117ZM119 150H121V149H119ZM119 150H118V151H119ZM128 150H129V149H128ZM143 150H145V149H143ZM158 150H159V149H158ZM158 150H157V151H158ZM182 150H185V149H182ZM187 150H188V149H187ZM191 150H192V149H191ZM195 150H197V148H196ZM5 151H6V150H5ZM5 151H4V152H5ZM11 151H12V150H11ZM11 151H10V153H12ZM19 151H20V150H19ZM60 151H61V150H60ZM97 151H98V150H97ZM114 151H115V150H114ZM118 151H117V152H118ZM124 151H125V150H124ZM138 151H139V150H138ZM145 151H147V149H146ZM159 151H161V150H159ZM201 151H202V150H201ZM20 152H21V151H20ZM23 152H24V151H23ZM31 152H32V151H31ZM34 152H35V151H34ZM106 152H107V151H106ZM119 152H120V151H119ZM127 152H128V151H127ZM143 152H144V151H143ZM150 152H151V151H150ZM153 152H155V151H152V153H153ZM206 152H207V151H206ZM210 152H211V151H210ZM6 153H7V152H6ZM15 153H18V151L15 152ZM15 153H14V154H15ZM28 153H30V152H28ZM102 153H103V152H102ZM123 153H124V152H123ZM131 153H132V152H131ZM138 153H139V152H138ZM138 153H137V154H138ZM147 153H148V152H147ZM152 153H151V154H152ZM204 153H205V152H204ZM1 154H2V153H1ZM35 154H36V152H35ZM59 154H60V153H59ZM70 154H71V153H70ZM75 154H76V153H75ZM103 154H105V152H104ZM125 154H126V153H125ZM135 154H136V153H135ZM135 154H134V156H135ZM155 154H156V153H155ZM167 154H168V153H167ZM186 154H187V153H186ZM186 154H185V156H186ZM199 154H200V153H199ZM211 154H212V153H211ZM211 154H210V156L213 157ZM213 154H214V153H213ZM256 154H257V153H256ZM29 155H30V154H29ZM33 155H34V154H33ZM40 155H41V153H40ZM109 155H110V154H109ZM109 155H108V156H109ZM112 155H113V154H112ZM114 155H115V154H114ZM114 155H113V156H114ZM118 155H119V154H118ZM121 155H122V154L120 153V156H121ZM126 155H127V154H126ZM126 155H125V156H126ZM157 155H158V154H157ZM189 155H190V154H189ZM189 155H188V156H189ZM3 156H4V155H3ZM3 156H2V157H3ZM11 156H12V155H11ZM70 156H71V155H70ZM73 156H74V155H73ZM98 156H99V155H98ZM98 156H97V157H98ZM123 156H124V155H123ZM125 156H124V157H125ZM129 156H130V155H129ZM129 156H128V157H129ZM131 156H132V155H131ZM136 156H137V155H136ZM153 156H154V155H152V157H153ZM158 156H159V155H158ZM158 156H157V158H158ZM163 156H164V155H163ZM166 156H167V155H166ZM188 156H187V157H188ZM193 156H194V155H193ZM193 156H192V157H193ZM196 156H197V155H196ZM217 156H218V155H217ZM228 156H229V155H228ZM261 156H262V155H261ZM261 156H260V157H261ZM2 157H1V158H2ZM9 157H10V156H9ZM9 157H8V158H9ZM17 157H18V156H17ZM33 157H34V156H33ZM39 157H40V156H39ZM64 157H65V156H64ZM89 157H90V156H89ZM91 157H92V156H91ZM104 157H105V156H104ZM116 157H117V156H116ZM143 157H144V156H143ZM147 157H148V156H147ZM164 157H165V156H164ZM183 157H184V156H183ZM207 157H208V156H207ZM220 157H222V156H220ZM8 158H5V159H8ZM11 158H12V157H11ZM15 158H16V157H15ZM21 158H22V157H21ZM50 158H52V157H50ZM67 158H68V157H67ZM73 158H74V157H73ZM79 158H80V157H79ZM93 158H94V157H93ZM101 158H102V157H101ZM105 158H106V157H105ZM105 158H104V160H105ZM114 158H115V157H114ZM122 158H123V157H122ZM125 158H126V157H125ZM150 158H151V155H150ZM153 158H154V157H153ZM193 158H195V157H193ZM200 158H201V157H200ZM16 159L18 160V159H20V158L18 157V158H16ZM55 159H56V158H55ZM75 159H76V158H75ZM97 159H98V158H97ZM115 159H116V158H115ZM123 159H124V158H123ZM129 159H130V158H129ZM159 159H160V158H159ZM162 159H163V157L161 158V160H162ZM210 159H211V158H210ZM0 160H1V159H0ZM10 160H11V159H10ZM10 160H9V161H10ZM13 160H14V159H13ZM17 160H16V161H17ZM44 160H45V159H44ZM125 160H126V159H125ZM145 160H146V159H145ZM163 160H164V159H163ZM166 160H167V159H166ZM188 160H190V158H189ZM191 160H192V159H191ZM204 160H205V159H204ZM9 161H7V162H9ZM33 161H34V160H33ZM59 161H60V160H59ZM79 161H81V160H79ZM94 161H95V160H94ZM96 161H98V160H96ZM159 161H160V160H159ZM194 161H195V160H194ZM208 161H209V159H208ZM208 161H207V163L210 162V161H209V162H208ZM212 161H213V160H212ZM230 161H231V160H230ZM230 161H228V162H230ZM42 162H43V161H42ZM42 162H41V163H42ZM51 162H52V161H51ZM109 162H110V161H109ZM111 162H112V161H111ZM111 162H110V163H111ZM151 162H152V161H151ZM154 162H156V161H154ZM154 162H153V165H154V167H155V163H154ZM164 162H166V161H164ZM190 162H191V161H190ZM215 162H216V161H215ZM0 163H1V162H0ZM4 163H5V162H4ZM15 163H18V162H15ZM30 163H31V162H30ZM39 163H40V162H39ZM43 163H44V162H43ZM47 163H48V162H47ZM81 163H82V162H81ZM115 163H116V162H115ZM132 163H133V162H132ZM137 163H138V162H136V164H137ZM145 163H146V162H145ZM192 163H195V162L192 161ZM192 163H191V164H192ZM197 163H198V160H197ZM210 163H212V162H210ZM7 164H8V163H7ZM7 164H6V165H7ZM34 164H35V163H34ZM53 164H54V163H53ZM61 164H62V163H61ZM66 164H67V163H66ZM151 164H152V163H151ZM157 164H159V162H158ZM202 164H204V163H202ZM220 164H221V163H220ZM6 165L3 164L2 166H6ZM16 165H17V164H16ZM30 165H31V164H30ZM39 165H40V164H39ZM63 165H64V164H63ZM82 165H83V164H82ZM142 165H143V164H142ZM142 165H141V166H142ZM146 165H147V164H146ZM160 165H162V163H160ZM193 165H194V164H193ZM195 165H196V163H195ZM18 166H19V165H17V167H18ZM64 166H66V165H64ZM64 166H63V167H64ZM73 166H74V165H73ZM112 166H113V165H112ZM158 166H159V165H158ZM228 166H230V165H228ZM22 167H23V166H22ZM27 167H28V166H27ZM27 167H24V169L27 168ZM45 167H46V166H45ZM60 167H61V166H60ZM63 167H62V168H63ZM70 167H71V166H70ZM79 167H80V166H79ZM144 167H145V165H144ZM148 167H149V166H148ZM162 167H163V165H162ZM165 167H166V166H165ZM205 167H206V165H205ZM4 168H6V167H4ZM10 168H11V167H10ZM15 168H16V167H15ZM18 168H20V167H18ZM34 168H35V166H34ZM52 168H53V167H52ZM64 168H65V167H64ZM136 168H137V167H136ZM138 168H139V167H138ZM142 168H143V167H142ZM166 168H167V167H166ZM166 168H165V169H166ZM213 168H214V165H213ZM16 169H17V168H16ZM16 169H15V170H16ZM44 169H45V168H44ZM49 169H50V168H49ZM54 169H57V168L54 167ZM79 169H80V168H79ZM101 169H102V168H101ZM145 169H146V168H145ZM163 169H164V168H163ZM203 169H204V168H203ZM220 169H221V168H220ZM231 169H232V168H231ZM13 170H14V169H13ZM39 170H40V168H39ZM46 170H47V169H46ZM46 170H45V171H46ZM75 170H76V169H75ZM137 170H138V169H137ZM137 170H136V171H137ZM148 170H149V169H148ZM167 170H169V169H167ZM1 171H3V170L1 169ZM23 171H24V170H23ZM26 171H27V170H26ZM37 171H38V168H37ZM55 171H57V170H55ZM67 171H68V169H67ZM69 171H70V170H69ZM77 171H78V170H77ZM83 171H84V170H83ZM83 171H82V172H83ZM99 171H100V170H99ZM160 171H161V170H160ZM160 171H159V173H160ZM162 171H163V170H162ZM226 171H227V170H226ZM226 171H225V172H226ZM3 172H4V171H3ZM15 172H16V171H15ZM21 172H22V171H21ZM21 172H20V173H21ZM24 172H25V171H24ZM24 172H23V173H24ZM27 172H28V171H27ZM27 172H25V174H26ZM71 172H72V171H71ZM108 172H110V171H108ZM129 172H130V171H129ZM133 172H134V171H133ZM140 172H141V171H140ZM163 172H164V171H163ZM45 173H46V172H44V174H45ZM110 173H111V172H110ZM110 173H109V174H110ZM138 173H139V171H138ZM167 173H168V172H167ZM167 173H166V175H167ZM203 173H204V172H203ZM220 173H221V171H220ZM220 173H219V174H220ZM21 174H22V173H21ZM25 174H23V175H25ZM27 174H28V173H27ZM44 174H43V176H44ZM126 174H127V173H126ZM134 174H135V173H134ZM169 174H170V173H169ZM222 174H223V173H222ZM256 174H257V173H256ZM259 174H260V173H259ZM262 174H263V173H262ZM15 175H16V174H15ZM17 175H18V174H17ZM17 175H16V177H17ZM30 175H31V174H30ZM55 175H56V174H55ZM65 175H66V174H65ZM85 175H86V174H85ZM106 175H107V174H106ZM112 175H113V174H112ZM129 175H130V174H129ZM139 175H140V174H139ZM148 175H149V174H148ZM152 175H153V174H152ZM166 175H165V176H166ZM6 176H7V174H6ZM6 176H5V177H6ZM69 176H70V175H69ZM80 176H81V175H80ZM83 176H84V175H83ZM135 176H137V175H135ZM141 176H142V175H141ZM143 176H144V174H143ZM205 176H206V174H205ZM207 176H208V174H207ZM260 176H261V175H260ZM10 177H11V176H10ZM26 177H27V175H26ZM81 177H82V176H81ZM115 177H116V176H115ZM145 177H146V176H145ZM148 177H149V176H148ZM209 177H210V176H208V178H209ZM223 177H225V176H223ZM7 178H8V177H7ZM14 178H15V177H14ZM17 178H19V176H18ZM20 178H21V177H20ZM23 178H24V176H22V179H23ZM63 178H64V177H63ZM66 178H68V177H66ZM101 178H102V176H101ZM131 178H132V177H131ZM135 178H136V177H135ZM150 178H151V175H150ZM152 178H153V177H152ZM1 179H2V178H1ZM5 179H6V178H5ZM12 179H13V178H12ZM27 179H28V178H27ZM55 179H56V178H55ZM75 179H76V178H75ZM83 179H84V178H83ZM105 179H106V178H105ZM139 179H140V178H139ZM145 179H147V177H146ZM210 179H212V178H210ZM10 180H11V178H10ZM10 180H9V181H10ZM13 180H14V179H13ZM36 180H37V179H36ZM44 180H45V179H44ZM46 180H47V182H48V179H46ZM151 180H152V179H151ZM153 180H154V178H153ZM153 180H152V182H153ZM213 180H215V179H213ZM222 180H223V179H222ZM234 180H235V179H234ZM11 181H12V180H11ZM14 181H15V180H14ZM24 181H25V180H24ZM28 181H29V180H28ZM59 181H60V180H59ZM109 181H110V180H109ZM137 181H138V180H137ZM141 181H142V180H141ZM210 181H211V180H210ZM235 181H236V180H235ZM2 182H3V181H2ZM15 182H17V181H15ZM15 182H14V183H15ZM22 182H23V181H22ZM31 182L34 183L33 181H31ZM47 182H46V183H47ZM69 182H70V181H69ZM74 182H75V181H74ZM143 182H144V180H143ZM150 182H151V181H150ZM205 182H206V180H205ZM213 182H214V181H213ZM217 182H219V181H217ZM222 182H224V181H222ZM24 183H25V182H24ZM71 183H72V182H71ZM202 183H203V182H202ZM227 183H228V182H227ZM10 184H11V183H10ZM18 184H19V183H18ZM22 184H23V183H22ZM87 184H88V183H87ZM102 184H103V183H102ZM107 184H108V183H107ZM135 184H137V183H135ZM195 184H196V183H195ZM220 184L222 185V183H220ZM2 185H3V184H2ZM36 185H37V184H36ZM93 185H94V184H93ZM105 185H106V184H105ZM108 185H109V184H108ZM110 185H111V184H110ZM223 185H224V184H223ZM228 185H229V183H228ZM237 185H238V184H237ZM12 186H13V184H12ZM12 186L10 185L11 188H12ZM14 186H15V185H14ZM23 186H25V185H23ZM27 186H28V184H27ZM30 186H32V185H30ZM73 186H74V185H73ZM100 186H101V185H100ZM192 186H193V185H192ZM192 186H191V187H192ZM196 186H197V184H196ZM263 186H264V185H263ZM0 187H1V186H0ZM7 187H8V186H7ZM10 187H9V188H10ZM25 187H26V186H25ZM33 187H34V186H33ZM46 187H47V185H46ZM115 187H116V186H115ZM144 187L146 188V185H145ZM148 187H149V186H148ZM2 188H3V187H2ZM18 188H19V187H18ZM52 188H53V187H52ZM96 188H97V187H96ZM131 188H132V187H131ZM184 188H186V187H184ZM187 188H188V187H187ZM230 188H231V187H230ZM259 188H260V187H259ZM14 189H15V188L12 189V192L14 191ZM24 189H25V188H24ZM34 189H35V188H34ZM90 189H91V188H90ZM115 189H116V188H115ZM190 189H191V188H190ZM190 189H189V190H190ZM10 190H11V189H10ZM10 190H9V191H10ZM17 190H18V189H17ZM17 190H15V191H17ZM20 190H21V189H20ZM59 190H60V189H59ZM69 190H70V189H69ZM105 190H106V189H105ZM132 190H133V189H132ZM200 190H201V189H200ZM200 190H199V191H200ZM231 190H233V189H231ZM29 191H30V189H29ZM29 191H27V192H29ZM76 191H77V190H76ZM95 191H96V190H95ZM100 191H101V187H100ZM197 191H198V189H197ZM227 191H228V190H227ZM227 191H226V192H227ZM17 192H19V191H17ZM67 192H68V191H67ZM69 192H72V190L69 191ZM90 192L92 193V191H90ZM149 192H150V191H149ZM208 192H209V191H208ZM221 192H222V191H221ZM232 192H233V191H232ZM0 193H1V192H0ZM14 193H15V192H14ZM19 193H20V192H19ZM73 193H75V192L73 191ZM95 193H96V192H95ZM97 193H98V192H97ZM132 193H133V192H132ZM180 193H181V192H180ZM209 193H210V192H209ZM211 193H212V192H211ZM234 193H235V191H234ZM241 193H242V192H241ZM241 193H239V194L241 195ZM15 194H16V193H15ZM20 194H21V193H20ZM20 194H19V195H20ZM22 194H23V193H22ZM70 194H71V193H70ZM93 194H94V192H93ZM104 194H105V193H104ZM133 194H134V193H133ZM182 194H183V193H182ZM195 194H196V193H195ZM213 194H214V193H213ZM213 194H212V195H213ZM217 194H219V193H217ZM226 194H227V193H226ZM231 194H232V193H231ZM12 195H13V194H12ZM24 195H26V194H24ZM29 195H30V192H29ZM73 195H74V194H73ZM95 195H96V194H95ZM157 195H158V194H157ZM189 195H190V194H189ZM203 195H204V194H203ZM3 196H4V195H3ZM17 196H18V195H17ZM70 196H71V195H70ZM76 196H78V195H76ZM184 196H185V195H184ZM223 196H224V195H223ZM5 197H7V196H5ZM11 197H12V196H11ZM29 197H30V196H29ZM88 197H89V196H88ZM96 197H97V196H96ZM127 197H128V196H127ZM133 197H134V195H133ZM180 197H181V196H180ZM193 197H195V196H193ZM226 197H227V196H226ZM241 197H242V195H241ZM252 197H253V195H252ZM1 198H2V197H1ZM14 198H15V197H14ZM19 198H21V196H20ZM26 198H27V197H26ZM73 198H74V197H73ZM73 198H72V199H73ZM187 198H188V197H187ZM232 198H233V197H232ZM4 199H5V198H4ZM16 199H17V198H16ZM75 199H76V198H75ZM92 199H93V198H92ZM128 199H129V198H128ZM133 199H134V198H133ZM166 199H167V198H166ZM222 199H223V198H222ZM233 199H234V198H233ZM236 199H237V197H236ZM0 200H1V199H0ZM6 200H7V199H6ZM6 200H5V201H6ZM29 200H30V198H29ZM93 200H94V199H93ZM162 200H163V199H162ZM237 200H238V199H237ZM237 200H236V201H237ZM240 200H241V199H240ZM10 201H12V200H10ZM30 201H31V200H30ZM94 201H95V200H94ZM184 201L187 202V200H184ZM221 201H222V200H221ZM28 202H29V201H28ZM55 202H56V201H55ZM91 202H92V201H91ZM130 202H131V201H130ZM222 202H223V201H222ZM7 203H8V202H6V204H7ZM15 203H17V201H16ZM30 203H31V202H30ZM135 203H136V202H135ZM233 203H234V202H233ZM9 204H10V203H9ZM23 204H24V203H23ZM168 204H169V201H168ZM188 204H189V203H188ZM207 204H208V203H207ZM247 204H248V203H247ZM2 205L4 206L5 203L2 204ZM7 205H8V204H7ZM7 205H6V206H7ZM14 205H15V204H14ZM19 205H20V204H19ZM59 205H60V204H59ZM236 205H238V204H236ZM239 205H240V203H239ZM256 205H257V204H256ZM6 206H4V207H6ZM10 206H11V205H10ZM10 206H9V207H10ZM26 206H27V205H26ZM157 206H158V205H157ZM166 206H168V205H166ZM169 206H170V205H169ZM217 206H218V205H217ZM220 206H221V205H220ZM245 206H246V205H245ZM245 206H244V208H245ZM35 207H36V206H35ZM194 207H195V206H194ZM211 207H213V204L211 205ZM228 207H229V206H228ZM238 207H239V206H238ZM255 207H256V206H255ZM188 208H189V207H188ZM213 208H214V207H213ZM213 208H211V209L213 210ZM37 209H38V208H37ZM219 209L221 210L222 208H219ZM219 209H218V210H219ZM228 209H229V208H228ZM232 209H233V208H232ZM0 210H1V209H0ZM11 210H12V209H11ZM136 210H137V209H136ZM238 210H239V209H238ZM243 210H244V209H243ZM256 210H257V209H256ZM5 211H6V210H5ZM139 211H140V210H139ZM167 211H168V210H167ZM222 211H223V210H222ZM10 212H12V211H10ZM27 212H28V211H27ZM35 212H37V211H35ZM39 212H40V211H39ZM232 212H233V211H232ZM1 213H2V212H1ZM15 213H16V212H15ZM52 213H53V212H52ZM158 213H159V211H158ZM218 213H219V212H218ZM178 214H179V213H178ZM183 214H184V213H183ZM211 214H212V213H211ZM17 215H18V214H17ZM23 215H24V214H23ZM34 215H35V214H34ZM43 215H44V214H43ZM53 215H55V214H53ZM138 215H139V214H138ZM185 215H186V214H185ZM1 216H2V215H1ZM26 216H27V215H26ZM40 216H42V215H40ZM40 216H39V218H40ZM183 216H184V215H183ZM232 216H233V215H232ZM239 216H240V215H239ZM2 217H3V216H2ZM24 217H25V215H24ZM43 217H44V216H43ZM154 217H155V216H154ZM240 217H241V216H240ZM37 218H38V217H37ZM45 218H47V217H45ZM155 218H156V217H155ZM179 218H180V217H179ZM210 218H211V217H210ZM235 218H236V217H235ZM23 219H24V218H23ZM241 219H243V218H241ZM3 220H4V219H3ZM18 220H19V219H18ZM85 220H86V219H85ZM25 221H26V220H25ZM30 221H31V220H30ZM232 221H233V220H232ZM251 221H252V220H251ZM262 221H263V220H262ZM16 222L18 223V221H16ZM38 222H39V221H38ZM43 222H44V221H43ZM149 222H151V221L149 220ZM246 222H247V221H246ZM8 223H10V221H9ZM12 223H13V222L11 221V224H12ZM20 223H21V222H20ZM20 223H19V224H20ZM36 223H37V222H36ZM65 223H66V222H65ZM70 223H71V222H70ZM169 223H170V222H169ZM183 223H184V222H183ZM23 224H24V223H23ZM226 224H227V223H226ZM249 224H250V223H249ZM251 224H252V223H251ZM13 225H14V224H13ZM24 225H25V224H24ZM30 225H31V224H30ZM34 225H35V224H34ZM70 225H71V224H70ZM11 226H12V225H10V227H11ZM45 226H46V225H45ZM49 226H51V225H49ZM211 226H212V225H211ZM249 226H252V225H249ZM260 226H263V225H260ZM17 227H18V226H17ZM65 227H66V226H65ZM168 227H169V226H168ZM180 227H181V226H180ZM212 227H213V226H212ZM246 227H247V226H246ZM263 227H264V226H263ZM8 228H9V227H8ZM38 228H39V227H38ZM48 228H49V227H48ZM55 228H56V227H55ZM181 228H182V227H181ZM5 229H6V228H5ZM9 229H10V228H9ZM29 229H30V228H29ZM56 229H58V228H56ZM67 229H68V227H67ZM215 229H216V228H215ZM245 229H246V228H245ZM251 229H252V228H251ZM37 230H38V229H37ZM51 230H52V229H51ZM58 230H59V229H58ZM63 230H64V229H63ZM175 230H176V229H175ZM217 230H218V229H217ZM234 230H235V229H234ZM237 230H238V229H237ZM239 230H240V228H239ZM246 230H247V229H246ZM5 231H6V230H5ZM21 231H22V229H21ZM181 231L183 232V230H181ZM258 231H259V230H258ZM45 232H46V231H45ZM158 232H159V231H158ZM242 232H243V231H242ZM32 233H33V232H32ZM38 233H39V232H38ZM38 233H37V234H38ZM57 233H58V232H57ZM169 233H170V232H169ZM221 233H222V232H221ZM223 233H224V232H223ZM244 233H245V232H244ZM249 233H250V231H249ZM20 234H21V233H20ZM30 234H31V233H30ZM41 234H42V233H41ZM41 234H40V235H41ZM44 234H45V233H44ZM51 234H53V233H51ZM59 234H60V233H59ZM159 234H160V233H159ZM173 234H174V233H173ZM181 234H182V233H181ZM235 234H236V232H235ZM260 234H261V233H260ZM3 235H4V234H3ZM33 235H34V234H33ZM55 235H56V234H55ZM184 235H185V234H184ZM236 235H237V234H236ZM238 235H239V234H238ZM60 236H61V234H60ZM181 236H182V235H181ZM14 237H15V236H14ZM27 237H28V236H27ZM36 237H37V236H36ZM58 237H59V236H58ZM61 237H62V236H61ZM239 237H240V236H239ZM246 237H248V236H246ZM29 238H30V237H29ZM37 238H38V237H37ZM39 238H40V237H39ZM148 238H149V237H148ZM167 238H168V237H167ZM185 238H186V237H185ZM262 238H264V237H262ZM19 239H20V238H19ZM59 239H60V238H59ZM186 239H187V238H186ZM245 239H246V238H245ZM249 239H250V238H249ZM249 239H248V240H249ZM256 239H257V238H256ZM1 240H2V239H1ZM13 240H14V239H13ZM21 240H22V239H21ZM26 240H27V239H26ZM56 240H57V239H56ZM63 240H64V239H63ZM242 240H243V239H242ZM5 241H6V240H5ZM35 241H36V240H35ZM50 241H51V240H50ZM50 241H49V242H50ZM73 241H74V240H73ZM145 241H146V240H145ZM185 241H186V240H185ZM33 242H34V241H33ZM46 242H47V241H46ZM63 242H64V241H63ZM129 242H130V241H129ZM246 242H247V241H246ZM248 242H249V241H248ZM259 242H260V241H259ZM8 243H9V241H8ZM19 243H20V242H19ZM187 243H188V242H187ZM252 243H253V242H252ZM257 243H258V241H257ZM1 244H3V243H1ZM5 244H6V243H5ZM21 244H22V243H21ZM260 244L263 245V243H260ZM16 245H17V244H16ZM16 245H15V246H16ZM29 245H30V244H29ZM253 245H255V244H253ZM1 246H2V245H1ZM5 246H6V245H5ZM22 246H23V245H22ZM157 246H158V245H157ZM102 247H103V246H102ZM102 247H101V248H102ZM110 247H111V246H110ZM155 247H156V246H155ZM258 247H259V246H258ZM0 248H1V247H0ZM8 248H9V247H8ZM18 248H19V247H18ZM21 248H22V247H21ZM23 248H24V247H23ZM40 248H41V247H40ZM260 248H261V247H260ZM14 249H15V248H14ZM108 249H109V247H108ZM136 249H137V247H136ZM154 249H155V248H154ZM156 249H157V248H156ZM15 250H16V249H15ZM18 250H19V249H18ZM29 250H30V249H29ZM41 250H42V248H41ZM104 250H105V247H104ZM117 250H118V249H117ZM242 250H243V249H242ZM3 251H4V250H3ZM12 251H14V250H12ZM19 251H20V250H19ZM0 252H1V251H0ZM7 252H8V251H7ZM9 252H10V251H9ZM50 252H51V251H50ZM102 252H103V251H102ZM104 252H105V251H104ZM158 252H159V251H158ZM179 252H180V251H179ZM234 252H235V251H234ZM261 252H263V251H261ZM1 253H2V252H1ZM12 253H13V252H12ZM35 253H36V252H35ZM105 253H106V252H105ZM257 253L260 254L259 252H257ZM2 254H3V253H2ZM2 254H1V255H2ZM9 254H10V253H9ZM9 254H8V255H9ZM20 254H21V253H20ZM30 254H31V253H30ZM37 254H38V253H37ZM108 254H109V252H108ZM111 254H112V253H111ZM45 255H46V254H45ZM104 255H105V254H104ZM234 255H235V254H234ZM2 256H4V255H2ZM15 256H16V255H15ZM42 256H43V255H42ZM55 256H56V255H55ZM146 256H147V255H146ZM216 256H217V255H216ZM244 256H245V255H244ZM257 256H258V255H257ZM10 257H11V256H10ZM49 257H50V256H49ZM56 257H57V256H56ZM52 258H53V257H52ZM100 258H101V257H100ZM3 259H4V258H3ZM22 259H23V258H22ZM40 259H41V258H40ZM176 259H177V258H176ZM235 259H236V258H235ZM257 259H258V258H257ZM38 260H39V259H38ZM50 260H51V259H50ZM143 260H144V259H143ZM198 260H201V261H202V259H198ZM252 260H253V259H252ZM21 261H22V260H21ZM65 261H66V260H65ZM114 261H115V260H114ZM204 261H205V260H204ZM211 261H212V260H211ZM257 261H258V260H257ZM263 261H264V260H263ZM2 262H3V261H2ZM25 262H26V261H25ZM45 262H46V260H45ZM52 262H53V261H52ZM70 262H72V261H70ZM261 262H262V261H261ZM12 263H13V261H12ZM113 263H115V262H113ZM144 263H145V262H144ZM245 263H246V262H245ZM5 264H6V263H5ZM16 264H19V262L16 263ZM35 264H37V263H35ZM139 264H140V263H139ZM145 264H146V263H145ZM154 264H155V263H154ZM258 264H259V263H258Z\"/></svg>",
    "mask_w": 264,
    "mask_h": 264
}]
</instances>
